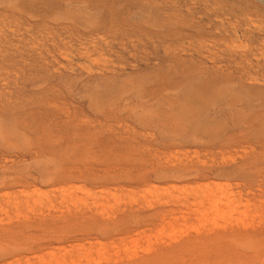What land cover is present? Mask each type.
<instances>
[{
    "label": "rangeland",
    "instance_id": "obj_1",
    "mask_svg": "<svg viewBox=\"0 0 264 264\" xmlns=\"http://www.w3.org/2000/svg\"><path fill=\"white\" fill-rule=\"evenodd\" d=\"M6 2H4V0H0V82L2 83H0L1 85V87H0V92H2V95H1V97H0V100L2 101L3 99V101L0 103V121L1 120H3V121H1L2 122V124L0 125V133H1V135H0V161H2V162H0V165H4V166H8V168L6 169L8 172L10 171V176L13 178V182L15 181V180H17V181H15L13 184H11V185H13V186H9V187H5V188H2V189H0V195L2 194V196H0V197H3V198H0V200H2V202H0V210L2 209V206H4L5 205V210H6V207H7V209L10 211L12 208H14V212H10V213H8L11 217L13 216V218H12V220L14 221V223H16V222H19V221H21L22 220V217H23V215L24 214H22L23 212L22 211H25V210H23L24 209V207L26 208V199H27V196L28 197H30L31 199H32V201H31V199L30 198H28L29 200V204H32V203H35V204H33V206L32 205H30V206H27L28 207V209L25 211L26 212V214L28 213V216L25 214V216L26 217H23V221L24 220H26V219H28V218H30V216H33V215H30V213L32 212V208L30 209V207H34V205H36L35 206V208H37V205H38V207L40 208V206H42V204H40V203H43V202H45V203H43V205L45 204V206L46 207H48L47 206V204L50 202V200H51V203L53 202V203H55L57 200H63L64 199V197H65V199L67 200V204H68V206L70 205V208H71V210L73 209H77V207H75V206H82V204L81 203H83L84 201H95L96 200V198L98 199L97 201H99L98 203H100V204H102L103 203V206L105 207V210L106 211H108V212H111L112 210H114V211H112V212H114V213H116V214H121L122 213V211L124 212H128V210L130 209L129 207L131 206L130 204H132L134 201L136 202L137 201V203H133L134 205H138L139 207H142V206H140L139 205V203L140 204H144V203H147V205H149V207H148V209H147V207H144V209L146 208V210H149L150 209V207L152 208L151 210H149V211H151V213L154 211L153 209H155V205H156V202L157 201H160L159 202V204H157L156 205V208L159 206V207H161L160 206V203L161 204H163V203H165L164 205L166 206L167 205V207H165V208H168V205H169V207H172V208H174V212L175 213H173V214H171V215H168V217H167V219L166 220H164V221H161V220H159V219H157V221H153V222H150V223H146V224H144L143 226H141V227H138V230H140V232L143 230V229H145V232L143 233V231L141 232V235L140 234H137L136 233V231L138 232V230H136L134 233L136 234H131L130 233V236H127V238H126V236L125 235H122V234H116V235H118V236H114L113 238H106L105 236H98V235H95V234H90L89 236H86V237H83V234H80L79 232H69L70 233V236H69V234L68 233H64L63 235H65V236H67L68 237V239H66L63 243L62 242H59V241H57L56 242V240L54 241V239L53 238H46V241H47V243H49V244H51V245H49V247H51L50 249H49V247H48V244L46 245V247H44L45 249H43V251H42V249H40V248H38V249H36L35 250V248H37V246H35V245H38L39 244V242H41L43 239H36L37 238V236H36V238L34 237V240H36V241H34L33 240V237H24L23 239L21 238V239H18V240H15V241H13V242H15V244L14 245H16V244H19V246H21V245H23L24 243H29V241L30 242H32V241H34L33 242V245H34V247H33V250H34V252L33 251H31L30 253H25L24 252V254L25 255H27L26 257H29V262L28 261H26L25 262V258H24V256H23V254L22 255H16V256H14V260H15V262H17V260H19L20 259V257H21V259L22 260H24V261H21V259H20V261L19 262H17V263H14V264H19V263H27V264H36V261H38L37 262V264H57L56 262L58 261V264H88V263H90V264H145L146 263V260H145V258H149V257H151L153 254H154V251H157V252H159L157 249H162V248H167V247H169V246H171L172 244L174 245H176L177 243H178V241L179 240H181V241H183V239L184 240H186L189 236L190 237H192V236H194L195 234H198V235H202V232H204L203 234H207V231H208V233H213V232H216L217 230H220V229H223V226H227V227H229L230 226V224H231V226H233V227H238V225L236 224L237 222H238V224H240V221L242 220L244 223H246L247 224V226L249 227L248 229H251L250 227H257L256 229H263V227H264V215H263V213H264V206H263V202L261 203V201L262 200H264V191H263V188H264V162L262 161L263 159H264V141L262 142V140H263V138H264V129H262V128H264V126H261L260 125V122L259 121H261V120H259L260 118H259V116H260V114H261V118H264L263 116H264V97L263 98H260L259 99V96H258V99L259 100H257V102L254 100L255 98H257V96L255 97V96H249V95H247V94H245V92L243 91V89H242V87L239 85V84H236V83H234V82H236V80H235V76H236V78H237V76L240 74V73H238V71H239V69H240V66H241V64L239 65L238 63H237V61L238 60H236V51H238V49L236 48V50H233L231 53L229 52V50L231 51V49H229L228 48V46H229V40H231V41H235L232 37H229L228 38V34H227V32H225V30H223V29H221L220 28V26L221 25H223L224 23V25L223 26H226V24H228L227 26L229 27L230 26V24H236L237 22H239V23H243V19L244 18H246L247 17V19H248V17H249V19L250 20H252V22L251 21H248V22H251L250 23V25L252 24L253 26H255L256 28L258 27V28H264V0H234V1H232V0H224L225 1V3H227V2H229V3H232V5H231V7L229 8L228 7V5H229V3H228V5L227 4H225L224 2H223V0H220V1H222L221 3H217L216 4V2L214 1V0H212V1H210V0H199V1H197V3H195L196 1L194 0H191V1H193L195 4H192V3H190L188 0L186 1H182V0H180V4H182L183 2H189V4L188 3H186V4H188V5H184V3L182 4V5H180V4H178V1L179 0H173L174 1V3H173V1H172V3H173V5H171L170 3H168V1L169 0H91V1H89V2H91V4H90V6H88L87 4H86V6H88V7H86V10H87V12H88V15L87 16H85V15H79V14H75L76 12H77V10L78 9H80V5L82 4V3H84L86 0H84V1H81V0H58V2H55L54 0H47V3L45 2L46 0H5ZM15 1H16V3H15ZM22 1V2H21ZM41 1H43V2H45V4H42V2ZM57 1V0H56ZM64 3H63V2ZM139 1L141 2L140 4H142V5H140L139 6ZM150 1V2H149ZM163 1V2H162ZM167 2V4H165L166 2ZM215 3H214V2ZM219 1V0H218ZM240 1V2H239ZM27 2H28V4H27ZM35 2V3H34ZM37 2H41L39 5H38V3ZM53 2H55V3H53ZM60 2V3H59ZM69 2L71 3H74V4H69ZM79 2H80V5H78L79 4ZM94 2V3H93ZM103 2V3H102ZM105 2H106V4H105ZM126 2V3H125ZM147 2H149V5L150 6H148L147 5ZM158 2V3H157ZM202 2H203V4H202ZM205 2V3H204ZM239 2V3H238ZM251 2H254V3H251ZM32 3H34V4H32ZM54 4V5H51V4ZM60 4V7H58V5ZM62 3V4H61ZM109 3H110V5H111V8L112 9H110V5H109ZM151 3V4H150ZM160 3H164V4H160ZM200 3V4H199ZM211 3V4H210ZM213 3V4H212ZM236 3V4H235ZM242 3V5H239V4H241ZM16 4V5H15ZM37 4V5H36ZM46 4H48V5H46ZM56 4V5H55ZM65 4H67L68 6H70V7H68L67 5H65ZM75 4H77V5H75ZM97 4V5H96ZM103 6V8H102V6ZM105 4V5H104ZM123 4V5H122ZM126 4V5H125ZM137 4V5H136ZM176 4L177 5H180L181 7L179 8V6H176ZM208 4V6H210L208 9H211V10H215V8H216V10L215 11H217L218 9V11L217 12H215L216 14L220 11V13H218L217 15H218V17H219V19H218V17H214V15H210L209 14V11H208V9L207 8H205V6ZM223 4V5H222ZM224 4L226 5L225 7H224ZM260 4L262 5L261 7H256V6H260ZM6 5H7V7H6ZM18 5V6H17ZM30 5V6H29ZM42 5V6H41ZM64 5V6H63ZM83 5V4H82ZM99 5V6H98ZM154 5V6H153ZM162 5H166V7L165 6H162ZM168 5V6H167ZM176 6V8H175V6ZM184 5V6H183ZM211 5H213L212 7H211ZM216 5V6H215ZM217 5H219V7L217 6ZM248 6V7H245V9H242V6ZM252 5H255L254 7L252 6ZM2 6H5V7H2ZM12 8H11V7ZM13 6H15L16 8H14ZM29 6V7H28ZM36 6H37V8H36ZM43 6H47V7H43ZM53 6H54V8H53ZM62 6V7H61ZM93 6V7H92ZM97 6H98V9L96 10V8H97ZM101 6V7H100ZM104 6L106 7V8H104ZM107 6H109V7H107ZM119 6V7H118ZM121 6V7H120ZM152 6V7H151ZM161 8H160V7ZM183 6V7H182ZM193 6V9H194V11L195 12H197V14L199 15H201V16H198L196 13H194L193 15L191 14V12L190 11H188V9H187V7H192ZM197 6V8H195ZM204 6V7H203ZM208 6H206V7H208ZM23 7V8H22ZM32 7V8H31ZM34 7V8H33ZM52 7V8H51ZM77 7V10L76 9H74V8H76ZM135 7H136V9H135ZM162 7H164V9H162ZM171 7H172V9H173V11H175V12H170L169 11V9H171ZM175 9H174V8ZM234 7V8H233ZM235 7L237 8V9H235ZM25 8H28V9H25ZM43 8H47V10H45V9H43ZM63 8H64V10H63ZM88 8V9H87ZM99 8H101L100 10H99ZM122 8V9H121ZM157 8V9H156ZM160 8V9H159ZM169 8V9H168ZM262 9V11L260 12V9ZM34 9V10H33ZM43 9V10H42ZM54 9V10H53ZM67 9V10H66ZM72 9V10H71ZM92 9V10H91ZM102 9L103 10H105V11H102ZM107 9H108V11H107ZM115 11H114V10ZM131 9V10H130ZM167 9H168V11H167ZM171 9V10H172ZM178 9V10H177ZM182 9V10H181ZM195 9H197L200 13H198V11L197 10H195ZM232 11H231V10ZM246 9H248V10H246ZM11 10V11H10ZM13 10V11H12ZM23 10V11H22ZM37 10V11H36ZM69 10V11H68ZM74 10H76V12L74 11ZM109 10L111 11V13L109 12ZM160 10H163V12L162 11H160ZM185 10H187V11H185ZM201 10H204L205 12H203V11H201ZM230 10V11H229ZM237 10V11H236ZM246 10V11H245ZM257 10H259V11H257ZM53 12V13H50V12ZM68 11V12H67ZM117 11V12H116ZM137 11H139V12H137ZM181 11V12H180ZM243 11H245V12H247V15L245 14V12H243ZM250 11V12H249ZM253 11V12H252ZM24 12V13H23ZM26 12H27V14H26ZM120 12V13H119ZM234 12V13H233ZM243 12V13H242ZM248 12H249V14H248ZM257 12H259L258 14H257ZM23 13V14H22ZM46 13H49L48 15L46 14ZM92 13V16L90 15ZM94 13V14H93ZM106 13H107V15H106ZM113 13V14H112ZM164 13H166V14H164ZM229 13V14H228ZM233 13V14H232ZM255 15H258V17L257 16H255ZM30 14H32V15H30ZM39 14V15H38ZM51 14V15H50ZM129 14V15H128ZM156 16H155V15ZM171 14H173V15H171ZM181 14V15H180ZM189 14V15H188ZM237 15V17H236V15ZM243 14V15H242ZM253 14V16H251V15ZM16 15V16H15ZM43 15V16H42ZM54 15V16H53ZM104 15V16H103ZM169 17V19H171L170 21H169V19H168V17ZM196 15L199 17V18H197L196 17ZM232 15V16H231ZM235 15V16H234ZM243 17V16H245V17H241V16ZM261 15V16H260ZM58 16V17H57ZM69 16V17H68ZM79 16H81V17H79ZM94 16V17H93ZM97 16V17H96ZM105 16H106V19H105ZM120 16V17H119ZM133 16V17H132ZM165 16L167 17V18H165ZM186 16H192L191 18L189 17H186ZM194 16L196 17V18H194ZM207 17V19H205L206 17ZM238 16H239V18H238ZM255 16V17H254ZM8 17V18H7ZM17 17V18H16ZM41 17H43V18H41ZM85 19H84V18ZM104 17V18H103ZM108 17V18H107ZM111 17V18H110ZM132 17V18H131ZM140 17V18H139ZM171 17V18H170ZM177 17H178V19H177ZM186 17V18H185ZM204 17V18H203ZM233 17V18H232ZM251 17L252 18H254V19H251ZM16 18V19H15ZM64 18V19H63ZM96 18V19H95ZM122 18V19H121ZM124 18V19H123ZM127 18V19H126ZM144 18V20L147 18L148 20H150L149 21V23L147 22V20H145V22H143V21H140L141 19H143ZM184 18V19H183ZM188 18V19H187ZM200 18H201V20L203 21V20H205V22L203 21L202 23L203 24H201L200 22H201V20H200ZM203 18V19H202ZM226 20V21H223L224 19ZM235 18H236V20H235ZM39 19V20H38ZM70 19H71V21H70ZM103 19V20H102ZM107 19H109V20H111V23H110V21L108 20L107 21ZM113 19V20H112ZM168 19V20H167ZM175 19H177L176 21H174ZM186 20V22H183V20ZM194 19V20H193ZM195 19L197 20L198 19V21H195ZM212 19V20H211ZM223 19V20H222ZM233 19V20H232ZM260 19V20H259ZM261 19H263V20H261ZM5 20V21H4ZM7 20V21H6ZM152 20V21H151ZM163 20V21H162ZM180 20V21H179ZM210 20H211V22L212 23H210ZM216 20H219V22L220 23H222L221 25L219 24V23H217V21ZM220 20H222V21H220ZM227 20H229L228 21V23H227ZM238 20V21H237ZM255 20V21H254ZM259 20V21H258ZM22 21H24V22H22ZM76 21V22H75ZM112 21H116L117 22V24L115 23V22H112ZM174 21V22H173ZM177 21H179L178 23H179V25H178V23H177ZM190 21H193V22H191L190 24H192V23H194L195 22V25L194 24H192L191 26H190V24H188V22ZM200 21V22H199ZM241 21V22H240ZM262 21V22H261ZM12 22V23H11ZM21 24H20V23ZM35 22V23H34ZM39 22V23H38ZM95 22V23H94ZM107 22H108V24L110 23V24H112V27L110 26V24L108 25L107 24ZM152 22V23H151ZM155 22V23H154ZM176 22V23H175ZM182 22H183V24H182ZM198 22V24H196ZM255 22H257V24L255 23ZM68 23V24H67ZM102 23V24H101ZM104 23V24H103ZM141 23V24H140ZM150 23L151 24H156L155 26L154 25H151L150 26ZM161 23V24H160ZM164 23V24H163ZM175 25H174V24ZM188 24V25H185L184 27H187V28H185V29H187V30H185V34H186V36H185V34L184 33H181V32H184V27H183V25L184 24ZM209 23L210 24H213V25H211V26H209ZM216 23V24H215ZM259 23V24H258ZM28 24V25H27ZM35 24V25H34ZM72 26H71V25ZM88 24V25H87ZM90 24H92V25H90ZM100 24V25H99ZM143 24V25H142ZM178 26H177V25ZM206 24V25H205ZM260 24H261V26H260ZM20 25V26H19ZM31 25V26H30ZM38 27H37V26ZM40 25V26H39ZM105 25V26H104ZM141 25V26H140ZM164 25V26H163ZM172 25H174V27L176 26L177 27V29H181V30H183V31H181L180 32V34H182L183 35V37L181 36V35H179V37H176V36H174V34H173V31L174 30H176V29H174V28H172ZM182 25V27H183V29H182V27L180 28V26ZM205 26L204 27V29L202 28V30H201V28H200V26ZM217 25H220V26H217ZM262 25H263V27H262ZM21 26H22V28H21ZM46 26V27H45ZM95 26V27H94ZM97 26V27H96ZM105 28H104V27ZM145 26H146V28H145ZM159 26L161 27V28H159ZM212 26H214L213 27V29H210V27L212 28ZM226 26V27H227ZM3 29H2V28ZM8 27V28H7ZM15 27V28H14ZM27 27V28H26ZM71 27V28H70ZM106 27L109 29H106ZM135 27V28H134ZM190 27H191V29H193V30H191L190 29ZM199 27V28H198ZM209 27V29L207 30V28ZM218 27V28H217ZM29 28H30V30H29ZM86 29V30H84V29ZM129 28V29H128ZM154 28L156 29V30H154ZM174 29L173 31H172V29ZM206 28V29H205ZM217 28V29H216ZM220 28V29H219ZM5 29V30H4ZM15 29V30H14ZM56 29V30H55ZM94 29V30H93ZM100 29H102V31L100 30ZM106 31H105V30ZM159 29V30H158ZM161 29V30H160ZM199 29L201 30L200 32H199ZM100 30V31H99ZM103 30H104V32H103ZM112 30V31H111ZM123 30V31H122ZM127 30H128V32H127ZM137 30H139V31H137ZM153 30V31H152ZM190 30L194 33V35H191V34H193L192 32H190ZM197 30V31H196ZM205 30V31H204ZM208 32H207V31ZM214 30V31H213ZM219 31V33H218V31ZM223 30V31H222ZM13 31V32H12ZM122 31V32H121ZM125 31V32H124ZM134 31V32H133ZM141 31V32H140ZM4 32V33H3ZM97 32V33H96ZM112 32V33H111ZM131 32V33H130ZM140 32V33H139ZM143 32V33H142ZM146 32V33H145ZM154 32V33H153ZM161 32V33H160ZM196 32H197V35H196ZM199 32V33H198ZM202 32V33H201ZM204 32H205V34H204ZM207 32V33H206ZM212 34H216L215 36H220L221 35V37H222V41L220 42L219 40L217 41V39H218V37H215L214 35L213 36H209V35H211V33ZM216 32V33H215ZM12 33H14V34H12ZM87 33V34H86ZM122 33V34H121ZM129 33V34H128ZM187 33H189L190 34V36L187 34ZM43 34V35H42ZM66 34H68V35H66ZM133 34V35H132ZM136 34V35H135ZM161 34V35H160ZM164 34V35H163ZM170 36H169V35ZM172 34V35H171ZM199 34H204V36H206V37H204L203 35L201 36V35H199ZM227 34V35H226ZM2 35H4V36H2ZM17 35V36H16ZM18 35H19V37H18ZM38 35V39L36 38V36ZM41 35V36H40ZM46 35V36H45ZM125 35V36H124ZM148 35V36H147ZM154 35H155V37H154ZM225 37H224V36ZM8 36V37H7ZM23 36V37H22ZM31 36V37H30ZM40 36V37H39ZM57 36V37H56ZM96 36V37H95ZM106 39V40H108V41H111V45L115 48H109V50H107L108 48H106L104 51H106V52H104V54H102L101 56H96V60L95 61H90V63H84L83 64V66H79V65H76L75 63H72L73 65H71V66H73V67H75V66H77V68H79V71H78V69H77V72L78 73H80V75L77 73V72H75L76 74H78V79L77 80H74V81H76V82H73V79H71L70 80V78L68 79V80H70V82H72V83H69V81L66 79V81H64L61 77H63L64 75H66L67 73H65L64 72V69H66V68H63L62 69V67L64 66V64H66V63H69L67 60V58H66V56H65V54H67V53H78V51L80 50L81 51V48L84 46V45H88L87 47H90V45H91V47H92V45L94 44V43H89L90 42V40H91V38L92 37H95L96 38V41H98L97 43H95V45L96 46H98L99 45V47H97V48H100V46H101V42H99L101 39H104L103 37ZM110 36V37H109ZM135 36V37H134ZM172 36H174V37H176V39L174 38V37H172ZM181 36V37H180ZM194 36V37H193ZM199 36V37H198ZM35 37V38H34ZM124 37V38H123ZM138 37H140L139 39H138ZM196 37V38H195ZM203 37V38H202ZM221 37H220V39H221ZM94 38V39H95ZM114 38V39H113ZM121 38H122V40H121ZM128 38V39H127ZM135 38V39H134ZM136 38H137V40H136ZM164 38V39H163ZM166 38H168V39H166ZM183 38V39H182ZM223 38H225V40L223 39ZM3 39V40H2ZM54 39V40H53ZM88 39H89V41H88ZM93 39V38H92ZM179 39H182V40H179ZM205 39V40H204ZM216 43L217 42V44H215L214 45V42L212 41V40ZM226 39H228V42H227V40ZM30 40V41H29ZM38 40V41H37ZM40 40V41H39ZM53 40V41H52ZM61 40L62 41H64V42H61ZM88 42H87V41ZM123 40L124 41H126V43H123ZM141 40H143V41H141ZM167 40V41H166ZM177 40V41H176ZM179 40V41H178ZM192 40V41H191ZM19 41V42H18ZM58 41V42H57ZM80 41V42H79ZM132 41V42H131ZM137 41V42H136ZM162 41V42H161ZM164 41V42H163ZM183 41V42H182ZM194 41V42H193ZM208 41V42H207ZM248 41V40H247ZM4 42H6V43H4ZM16 42V43H15ZM32 42H33V44H32ZM35 42V43H34ZM39 42V43H38ZM79 42V43H78ZM84 42H86V44H84ZM133 42H135V43H133ZM180 44H179V43ZM206 42V43H205ZM211 42L213 43V45L215 46V48L213 47V46H211ZM223 42H224V45H223ZM227 42V43H226ZM13 43V44H12ZM29 43V44H28ZM42 43V44H41ZM67 43V44H66ZM72 43V44H71ZM76 43H78V45L76 44ZM88 43V44H87ZM133 43V44H132ZM169 43V45H167ZM178 43V44H177ZM186 43V44H185ZM225 43H226V45H228L227 47H226V45H225ZM239 42H235V44H238ZM23 44H25V45H23ZM37 44V45H36ZM51 44H52V46H51ZM90 44V45H89ZM129 44V45H128ZM132 44V45H131ZM141 44V45H140ZM172 44V45H171ZM174 44V45H173ZM198 44V45H197ZM208 44H209V46H208ZM17 45V46H16ZM28 45H30V46H28ZM36 45V46H35ZM39 45V46H38ZM61 45V46H60ZM69 47H68V46ZM71 45V46H70ZM82 46V47H80V46ZM134 45V46H133ZM145 45V46H144ZM159 45V46H158ZM162 45V46H161ZM167 45V46H166ZM179 45V46H178ZM199 45H200V47H199ZM202 45H203V47H202ZM217 45V46H216ZM7 46V47H6ZM11 46V47H10ZM17 47V48H15V47ZM25 46V47H24ZM38 46V47H37ZM55 46V47H54ZM75 46V47H74ZM94 46V45H93ZM95 46V47H96ZM131 46L134 48H131ZM137 46V47H136ZM139 46V47H138ZM166 46V47H165ZM177 46L179 47V48H177ZM189 46V47H188ZM205 46V47H204ZM225 46V47H224ZM31 47V48H30ZM61 47H62V49H61ZM142 47V48H141ZM172 47V48H171ZM175 47V48H174ZM195 49H194V48ZM23 48V49H22ZM35 48H36V50H35ZM37 48H39V49H41V50H39V49H37ZM60 48V49H59ZM186 48V49H185ZM188 48V49H187ZM193 48V49H192ZM203 48V49H202ZM214 48V49H213ZM217 48V49H216ZM239 48V47H238ZM34 49V50H33ZM47 49V50H46ZM113 49V50H112ZM167 49V50H166ZM192 49V50H191ZM209 49V51H207ZM240 50H241V48H239ZM111 50H112V52L114 51V53H112L111 52ZM176 50V51H175ZM180 50V51H179ZM183 50V51H182ZM197 50V51H196ZM199 50V51H198ZM214 50V51H213ZM38 51H40L41 52V54H42V52H43V56H41V54L39 55L38 53H40V52H38ZM59 51V52H58ZM63 51V52H62ZM73 51V52H72ZM132 51H133V53H132ZM163 51V52H162ZM216 51H218V52H216ZM18 52V53H17ZM37 52V53H36ZM121 52V53H120ZM149 52V53H148ZM176 52V53H175ZM181 52V53H180ZM200 52H202V53H200ZM205 52V53H204ZM208 52V53H207ZM210 52V53H209ZM220 52V53H219ZM230 54V56L231 57H234V58H229L230 56H229V54ZM234 52V53H233ZM17 53V54H16ZM31 53V54H30ZM106 53V54H105ZM107 53L109 54V55H107ZM124 53H126V55L124 54ZM137 53H139L138 55H137ZM153 53V54H152ZM177 53H179L178 55H177ZM187 53H188V55H187ZM197 54V55H195V54ZM222 53V54H221ZM38 54V55H37ZM52 54V55H51ZM56 54V55H55ZM122 54V55H121ZM145 54V55H144ZM170 54V55H169ZM175 54H176V56H175ZM194 54V55H193ZM200 54H204V55H200ZM208 55V56H206V55ZM213 54V55H212ZM224 54V55H223ZM227 54V58L225 57V55ZM233 54V55H232ZM6 55V56H5ZM47 55V56H46ZM59 55V56H58ZM104 55V56H103ZM113 55V56H112ZM114 55H116V56H114ZM131 57H130V56ZM136 55V56H135ZM163 55H164V57H163ZM191 55H193V57H191ZM211 55V56H210ZM31 56V57H30ZM36 56V57H35ZM39 56V57H38ZM49 56V57H48ZM119 56V57H118ZM122 56V57H121ZM146 56H148V57H146ZM159 56H161V57H159ZM178 56V57H177ZM188 57V58H185V57ZM199 56H201V58L199 57ZM210 56V57H209ZM229 56V57H228ZM41 57H42V59H41ZM63 57V58H62ZM144 57L146 58V59H144ZM153 57H155V58H153ZM158 57V58H157ZM213 59H212V58ZM219 57V58H218ZM41 59V61H40V59ZM50 58H52L51 59V62L49 61V59ZM60 58V59H59ZM100 58V59H99ZM105 58H107V59H105ZM117 58V59H116ZM121 58V59H120ZM123 58V59H122ZM126 58V59H125ZM144 59V61H146L145 63H144V61H143V59ZM149 58V59H148ZM153 58V59H152ZM160 58V59H159ZM162 58V59H161ZM164 58V59H163ZM172 58V59H171ZM176 58V59H175ZM179 58V59H178ZM204 60H203V59ZM209 59L210 61H208V62H210L211 63V65H210V63H206V61H207V59ZM218 60H217V59ZM55 60V62H54V60ZM112 61H111V60ZM181 59V60H180ZM184 59H186V60H184ZM221 59H224V61H226V62H224V61H221ZM234 59V60H233ZM92 60H94V59H92ZM107 60V61H106ZM114 60V61H113ZM157 60H158V62H157ZM172 60V61H171ZM176 60H179L180 62L182 61L183 62V60H184V62H185V64H187L188 65V67L191 65L192 66V62L194 61V60H197L193 65L195 66L196 64V66H195V68L197 69L198 67V69L197 70H199V73H200V71H201V73H200V75H199V73H198V75H199V80L200 81H198V75H196L197 73L196 72H198V71H193V68H194V66H190L191 67V69H190V67L189 68H187L185 65H184V63H182V64H180V62L178 63V61H176ZM193 60V61H192ZM214 62H213V61ZM227 60H230L229 61V64H231V65H226L227 64ZM97 61V62H96ZM147 61H148V63H147ZM150 61H153L154 62V64H152V62H150ZM161 61V62H160ZM188 61H189V63H191L190 65L188 64ZM192 61V62H191ZM198 61H199V63H198ZM201 61H205V63L207 64V65H205L206 66V70H207V68L208 69H212V71L210 72V70H208L206 73L208 74V75H206V73H205V71H204V68H203V66H204V64H200L201 63ZM216 61V62H215ZM231 61H236V65H235V62L233 63H231ZM54 62V63H53ZM58 62V63H57ZM110 62V63H109ZM155 62L158 64L157 66L155 65ZM218 62V63H217ZM52 63V65H50ZM57 63V65H55ZM93 65H92V64ZM112 63V64H111ZM137 63V64H136ZM151 63V64H150ZM165 63V64H164ZM167 63V64H166ZM174 63V64H173ZM179 65H178V64ZM14 64V65H13ZM48 64V65H47ZM109 64V65H108ZM115 64V65H114ZM147 64H149L148 66H147ZM176 64V65H175ZM214 64V65H213ZM217 64H218V66H217ZM223 64H224V67H223ZM235 66H234V65ZM55 65V66H54ZM60 65H63V66H60ZM84 65H86V66H84ZM88 65H91V66H88ZM120 65V66H119ZM134 65H135V69H134ZM137 65H140L139 67L137 66ZM146 65V66H145ZM151 65H155L156 67H157V69H156V67L154 66H152V70H151ZM174 65V66H173ZM183 65L185 66V68L183 67ZM203 65V66H202ZM99 66V67H98ZM111 66V67H110ZM112 66H114V67H112ZM121 67V68H119V67ZM123 66V67H122ZM127 66V67H126ZM145 66V67H144ZM175 66H177V67H175ZM180 66V68H178ZM198 66V67H197ZM210 66V67H209ZM219 68V66H220V68L218 69L217 67ZM8 67V68H7ZM46 67H48V69L46 68ZM50 67V68H49ZM58 69H57V68ZM65 67V66H64ZM80 67H81V71H80ZM86 67H88V68H90V70H88V68H86ZM94 67V68H93ZM138 67V68H137ZM183 67V68H182ZM212 67V68H211ZM215 67V68H214ZM6 68H7V70H6ZM15 70H14V69ZM52 68H53V70L54 71H52ZM56 70H55V69ZM110 68V69H109ZM116 68V69H115ZM128 68V69H127ZM143 68H146V69H143ZM223 68H227V69H223ZM235 68H239L238 69V71H237V69H235ZM9 69V70H8ZM12 69V70H11ZM17 69V70H16ZM45 69V70H44ZM95 69V70H94ZM98 69V70H97ZM102 69V70H101ZM121 69H123V70H121ZM139 69V70H138ZM154 69V70H153ZM214 69V70H213ZM222 69V71H220ZM228 69L230 70V71H228ZM63 70V71H62ZM93 70V71H92ZM109 70V71H108ZM117 70H119V71H117ZM126 70H127V72L128 73H126ZM129 70L131 71L132 70V73L131 72H129ZM224 70H226V71H228V72H232V74H230V73H228V72H226L225 73V71ZM7 71V72H6ZM13 71V72H12ZM15 71V72H14ZM20 71V72H19ZM51 71V72H50ZM56 71H57V73H56ZM58 71L61 73V76H59L60 75V73H58ZM69 71V70H68ZM85 71H88L87 73L84 72ZM95 71H97V72H95ZM100 71H102L101 73H100ZM121 71V72H120ZM142 71H144V72H146V73H144V72H142ZM154 71V72H153ZM159 71V72H158ZM216 71V72H215ZM218 71V72H217ZM236 71H237V73H236ZM53 72V73H52ZM65 74H64V73ZM91 72V73H90ZM109 72V73H108ZM114 72V73H113ZM134 72V73H133ZM150 72H151V74H150ZM235 72V73H234ZM7 73V74H6ZM47 73V74H46ZM56 73V74H55ZM98 73V74H97ZM104 73V74H103ZM114 74L115 75V80H114V83L112 84V86H115V85H117L116 86V88L118 87V85H119V89H116V88H114L112 91H108V89L109 88H106V87H104V85H97V83L95 84V79L96 78H100L102 75H108V74ZM116 73V74H115ZM120 73H122V75L120 74ZM124 73V74H123ZM132 75H135V76H132ZM145 74L146 75V77H145V75H141L140 76V74ZM160 73V74H159ZM191 73V74H190ZM211 73V74H210ZM221 73V74H220ZM62 74H64L63 76H62ZM83 74H84V76H87L86 78L83 76ZM94 76H93V75ZM129 74V75H128ZM138 74V75H137ZM150 74V75H149ZM152 74H155L156 76H157V78H156V76L154 77V75H152ZM158 74V75H157ZM167 74V75H166ZM189 74V75H188ZM234 74V75H233ZM236 74H238V75H236ZM7 75L9 76V77H7ZM11 75V76H10ZM21 75V76H20ZM55 75H57V76H55ZM70 75V74H69ZM71 75H74V74H71ZM89 75V76H88ZM92 75V76H91ZM95 75H97V76H95ZM126 75V76H125ZM131 75V76H130ZM204 75V76H203ZM217 76V77H219L218 79L220 80L221 78H225V75H228L227 77L228 78H230V82H228V84L230 83V85H231V87H232V89H233V87H234V89H233V94H231L230 92H227L226 93V91H224V92H222L224 89H222L221 90V87H220V90L217 88V90H213V87H215L213 84H205L206 82H208V83H211V82H213V81H209V79H213V76ZM221 75L223 76V77H221ZM234 77V79H233V77ZM91 76V77H90ZM100 76V77H99ZM124 78H123V77ZM127 76H130V77H128L127 78ZM152 78V81L151 80H149V78L150 77ZM161 76V77H160ZM201 76H203V78H201ZM207 76H209V77H207ZM210 76L212 77V78H210ZM11 77V78H10ZM15 77V78H14ZM20 77V78H19ZM42 77V78H41ZM80 77L82 78V79H80ZM94 79H93V78ZM135 77H138L137 78V81H136V78ZM142 77L143 78H145V80H146V82H145V80L144 79H142ZM204 77H207V80H206V82L204 83V82H202L203 80L205 81V78ZM221 77V78H220ZM13 78V79H12ZM52 78V79H51ZM55 78H56V80H55ZM59 78H61L60 80H58ZM148 79V82H149V84H147V79ZM194 78V79H193ZM209 78V79H208ZM6 79V80H5ZM39 79V80H38ZM183 79V80H182ZM3 80V81H2ZM9 80V81H8ZM34 80V81H33ZM85 80V82H87V80L89 81H92L93 80V82L94 83H92V84H90L89 82H87V83H82V81H84ZM129 80V81H128ZM144 80V81H143ZM187 80V81H186ZM195 80V81H194ZM202 80V81H201ZM32 81V82H31ZM49 81V82H48ZM51 81V82H50ZM61 81V82H60ZM131 82V83H133V84H130V86L129 85H127V82ZM180 81V82H179ZM184 81H186V82H184ZM190 81V82H189ZM197 81H198V83L199 84H201V86L200 85H198V83H197ZM234 81V82H233ZM6 82V83H5ZM8 82V83H7ZM61 83L60 85H58V83ZM65 82H67L66 84H65ZM124 82V83H123ZM139 82V83H138ZM142 84H141V83ZM167 82V83H166ZM196 82V83H195ZM201 82V83H200ZM219 82V81H218ZM19 83H20V85H19ZM126 83V84H125ZM138 85H137V84ZM151 83V84H150ZM202 83H204L205 85H203ZM227 83V82H226ZM12 84H14V85H12ZM17 84V85H16ZM22 84V85H21ZM44 84V85H43ZM69 84V85H68ZM73 84V85H72ZM78 84V85H77ZM81 84L83 85L82 87H81ZM85 84H87V85H85ZM90 84V85H89ZM189 84H190V86H191V88H190V86H189ZM4 85V86H3ZM75 85V86H74ZM80 85V86H79ZM127 85V86H126ZM135 85H137L136 87L137 88H135L134 86ZM143 85V86H142ZM151 85V86H150ZM153 85H155V86H153ZM166 85H167V87H166ZM176 85V86H175ZM197 86V89L198 90H200V88H201V90L200 91H198V90H195L196 89V86ZM204 87H203V86ZM65 86V87H64ZM66 86L67 87H69V89H71L70 91H69V89L67 90V88H66ZM78 86V87H77ZM87 86H88V88H87ZM91 88H90V87ZM180 86H181V88L183 87H185L184 88V91H185V89H186V87H187V90H189L190 91V89H191V93H192V91L194 92V93H200L201 94V92L203 91V90H205L207 93H205V91H203V93L200 95L201 97V100H200V98H199V102H200V105H201V102L203 103V104H205V100H207L208 102L205 104V106L206 107H204L205 109L206 108H208V109H210V110H208V109H206L207 110V114L206 113H204V112H201V110H199V112H201V113H197L196 115H194V117L193 118H195V120H197L198 119V116H199V118H201V119H199L198 121H201V122H203L204 124H203V126H205V127H208V128H204L203 129V127H202V125H201V123H200V125L201 126H198V125H195L196 127H197V130L195 129L194 131H195V133H197V134H195V135H193L194 134V132L192 133L191 131H193V130H191V128H196L195 126H193V124L192 123H189L188 121H186L185 122V124L183 123V122H181L180 120H177L178 122H176V121H171V120H169V118L167 119L166 117L165 118H163L164 117V113H165V115H166V111H169V108L171 107V104H172V107H174L177 103L179 104H181L182 102V100H183V97H184V100H183V102L185 103V105H187L190 101H189V99H190V95H191V93H189V92H184V91H181V93H179L180 92ZM194 86V87H193ZM261 86V87H260ZM10 87H11V89H10ZM61 87V88H60ZM63 87V88H62ZM77 87V89H75ZM86 87V89L88 90L89 88L90 89H92V90H88V91H84L85 88ZM94 87V88H93ZM104 87V88H103ZM150 87V88H149ZM156 87V88H155ZM170 87V88H169ZM179 87V91H178V93H177V88ZM200 87V88H199ZM206 87V88H205ZM227 87V86H226ZM257 87V86H256ZM259 89H262V87H263V89H264V85L263 84H261V85H259ZM4 88V89H3ZM12 88H15V89H12ZM80 88H82V89H80ZM98 88V89H97ZM101 88V89H100ZM105 89V90H103V89ZM140 88H142V89H140ZM161 90H160V89ZM167 88V89H166ZM202 88H203V90H202ZM235 88H237L236 90H235ZM7 89V90H6ZM73 89H75V90H73ZM80 89V90H79ZM94 89L96 90V91H94ZM145 91H144V90ZM155 89V90H154ZM175 89V93L177 94V98H178V100H176V101H174V103H173V101H172V103H170V104H168L169 103V101L168 102H166L167 100L165 99V101H164V97H165V93L167 94L166 95V97L169 99V96H168V94L170 95V98L171 99H173L172 97H174L175 98V96H172V94L173 95H175L174 94V91L173 90ZM11 90H12V92H11ZM100 90H102V91H100ZM170 90V91H169ZM219 90V91H218ZM104 91V92H103ZM108 91V92H107ZM162 91V92H161ZM167 91V92H166ZM209 91H211L212 93H209ZM218 91V92H217ZM92 92V93H91ZM103 94H102V93ZM171 92V93H170ZM222 92V93H221ZM239 92V93H238ZM73 93H75V95L73 94ZM89 93V94H88ZM110 93H111V95H110ZM153 93V94H152ZM164 93V94H163ZM187 93V94H186ZM194 93H192V94H194ZM214 93V94H213ZM223 93H225V94H223ZM228 93H230V94H228ZM242 93H244L243 95H241ZM18 94H20V95H18ZM107 94V95H106ZM158 94V95H157ZM164 95V96H161V95ZM182 94V95H181ZM209 94H211V96H212V100H210L211 99V97H209L210 95ZM235 94V95H234ZM238 94V95H237ZM239 94H240V96H239ZM5 96V98H4V96ZM90 95V96H89ZM109 95V96H108ZM114 95V96H113ZM149 95V96H148ZM154 95H155V97H156V99L157 100H159L160 99V102L159 101H156V99H155V97H154ZM213 95H214V97H213ZM223 95V96H222ZM227 95V96H226ZM2 96H3V98H2ZM96 98H95V97ZM98 96H103V97H101L102 99H103V101H102V107H106L108 104H113L114 105V108H113V114H112V112L110 111V110H108V107H106L104 110L101 108V106L99 105V101L98 100H100V98L98 97ZM105 96H107L108 97V99H107V101L110 99V102L108 101V103H106L105 104V102H107L106 100H105ZM113 96V97H112ZM180 96H182V97H180ZM185 96H187V97H185ZM207 96V97H206ZM231 96V97H230ZM67 97V98H66ZM93 97V98H92ZM165 97V98H166ZM209 97V98H208ZM230 97V98H229ZM234 97H236V98H234ZM239 97V98H238ZM255 97V98H254ZM261 97V96H260ZM12 98V99H11ZM20 98V99H19ZM66 98V99H65ZM95 98V99H94ZM98 98V99H97ZM112 98V99H111ZM149 100H148V99ZM159 98V99H158ZM176 98V99H177ZM225 100H224V99ZM246 98V99H245ZM252 98H254L253 100H252V102H251V100L250 99H252ZM16 99V100H15ZM88 99H90V100H88ZM97 99V100H96ZM136 99V100H135ZM153 99H155V101H153L152 102V100ZM182 99V100H181ZM234 102L235 101V103L238 101V104H244L245 106H246V102H248L249 103V107L252 109V111H251V113H247L248 111L246 110L247 108L246 107H244V113L245 114H248V115H242L241 114V117H243L242 119H241V122H240V119H239V123H238V119H237V117H238V111L237 110H235V108H236V105L235 106H233V105H231L232 103V101ZM238 99H241V100H238ZM244 99V100H243ZM249 99V100H248ZM95 101L96 103H97V101H98V103H97V106H100V109L98 108V111H97V109L94 107V102H92V101ZM115 100V101H114ZM122 100V101H121ZM180 100V101H179ZM186 100V101H185ZM187 100L189 101V102H187ZM214 100V101H213ZM263 100V102H261ZM90 101V102H89ZM100 101V102H101ZM114 101V102H113ZM129 101V102H128ZM179 101V102H178ZM213 101V102H212ZM9 102V103H8ZM15 102H16V104H15ZM21 102V103H20ZM64 102V103H63ZM116 102V103H115ZM151 103V104H158V107H159V105H162L163 106V104H164V110H163V108L160 106V109H158V107L154 104V106L153 105H150L149 103ZM187 102V103H186ZM261 102V103H260ZM95 103V104H96ZM115 103V104H114ZM122 103V104H121ZM124 103H126L125 104V106H124V108H122L123 107V104ZM147 104V106H146V108H144L145 106V104ZM184 103H183V106H185L184 105ZM216 103V104H215ZM252 105H251V104ZM253 103H254V105H253ZM255 103H257V105H255ZM260 103V104H259ZM12 104V105H11ZM92 104V105H91ZM101 104V103H100ZM134 104V105H133ZM143 104V105H142ZM174 104V105H173ZM209 106H208V105ZM212 105V107H211V105ZM3 105H4V107H3ZM105 105V106H104ZM118 105H120L119 106V108H116ZM136 105V106H135ZM165 105H169V107H167V110H166V107H165ZM218 105H219V109L217 108L218 107ZM259 105V106H258ZM96 106V105H95ZM116 106V107H115ZM142 106V107H141ZM180 106V107H179ZM190 106V105H189ZM253 106V107H252ZM24 107V108H23ZM94 107V108H93ZM147 107H149V109L147 108ZM150 107H151V109H150ZM176 107H179L180 108V110H182L183 108H182V106L181 105H176ZM185 107H188V106H185ZM223 107H229V108H223ZM233 107H234V109H233ZM92 108V109H91ZM126 108V109H125ZM138 108V109H137ZM154 108V109H153ZM157 108V109H156ZM175 108V107H174ZM213 109V111H212V109ZM217 109V110H215V109ZM263 108V109H262ZM45 109V110H44ZM63 109V110H62ZM96 111H95V110ZM117 109H120V111L119 112H117ZM146 109V110H145ZM227 109H229V110H227ZM259 109H261V110H259ZM46 110H47V112H46ZM115 110H116V112H115ZM129 110V111H128ZM149 110H151V111H149ZM154 110H155V112H154ZM162 111L163 112V114L162 113H158L157 111ZM203 110V109H202ZM220 110V111H219ZM43 111V112H42ZM45 111V112H44ZM94 111V112H93ZM100 111V112H99ZM215 111V112H214ZM219 111V112H218ZM230 111H233L232 113H234V114H232ZM237 112L236 113V116H235V112ZM17 112V113H16ZM107 112H109V114H107L106 115V113ZM130 112V113H129ZM198 112V111H197ZM206 112V111H205ZM213 112V116H212V113ZM222 112V113H221ZM224 112V113H223ZM259 112V113H258ZM22 113V114H21ZM206 115V116H211V117H209V120H208V117H205L204 118V114ZM79 114V115H78ZM112 114V115H111ZM116 114V115H115ZM146 114H147V116L148 117H146ZM154 114V115H153ZM156 114L158 115V116H156ZM210 114V115H209ZM220 115V114H222V117H220V118H223V119H225L224 117L228 114V119L226 118L223 122L226 124L227 122H231V123H228V129H227V124L225 125H223V123L221 122L222 120H220L218 117L216 118V117H214V115ZM224 114H226V115H224ZM257 114V115H256ZM9 115V116H8ZM151 115V116H150ZM162 116V117H159V116ZM202 115V116H201ZM224 115V116H223ZM233 117V120L235 121V119L237 120V122L235 121H233V120H230V119H232V118H230L231 116ZM3 116V117H2ZM115 116V117H114ZM120 116V117H119ZM154 116V117H153ZM248 116V117H247ZM249 116H251V117H249ZM254 116V117H253ZM257 116H258V119H257ZM67 117V118H66ZM157 117H159L158 119H157ZM203 117V118H202ZM212 117H214L215 119H219L220 120V122L218 123V124H220V126L221 125H223L224 127L226 126V130H227V132H225V129L222 127V128H220L219 129V127H218V129L215 127V125H213L214 123V121H210V120H212ZM13 118V119H12ZM53 118V119H52ZM155 120H154V119ZM162 118H163V120L164 121H162V122H164L166 125H164V123H162V122H160L161 120H162ZM211 118V119H210ZM213 118V119H214ZM230 118V119H229ZM246 118V119H245ZM248 118V119H247ZM254 118H256V120H254ZM89 121H88V120ZM91 119V120H90ZM114 119V120H113ZM121 119V120H120ZM123 119V120H122ZM145 119V120H144ZM203 119V120H202ZM204 119H205V122H206V124H205V122H204ZM244 119H245V121H246V123L244 122ZM253 119V122H251L250 120H252ZM6 120V121H5ZM9 120L11 121V122H9ZM86 120H87V122H86ZM120 120V121H119ZM139 120V121H138ZM144 120V121H143ZM165 120H167V121H165ZM227 120V121H226ZM228 120H230V121H228ZM247 120H248V123H247ZM113 121V122H112ZM136 121V122H135ZM137 121L138 122H140V124H138L137 123ZM144 122V124H142L143 122ZM154 121V122H153ZM169 121H171V123L172 122H174V123H169ZM209 121H210V125L209 126H207L208 124H209ZM234 123H233V122ZM17 122V123H16ZM126 122V123H125ZM213 124H212V123ZM244 122V123H243ZM251 122V124H249ZM256 122H258V124L256 123ZM4 123H5V125H4ZM110 123V124H109ZM118 123V124H117ZM124 123V124H123ZM151 123V124H150ZM155 123V124H154ZM177 123V124H176ZM222 123V124H221ZM242 123L243 124H247L246 125V127H245V125H242ZM263 123V122H262ZM57 124V125H56ZM92 124V125H91ZM98 124V125H97ZM105 124V125H104ZM160 124H161V126H160ZM169 124H171V125H169ZM180 124H182L183 125V128L185 129H183L182 128V125H180ZM190 124H191V126H190ZM229 124H232V127H230V125ZM235 124H238V125H235ZM241 124V126L239 127V125ZM253 124V125H252ZM16 125V126H15ZM19 125V126H18ZM89 125H91V126H89ZM114 125V126H113ZM126 125H127V127H126ZM141 125H144V126H141ZM151 125H152V127H151ZM172 125H174V126H172ZM188 125H189V127H191L190 129H188L189 127H188ZM213 125V126H212ZM235 125V126H234ZM264 125V124H263ZM2 126V127H1ZM8 126H10V128L8 129V130H6L5 128L7 127L8 128ZM51 126H53V127H51ZM108 126V127H107ZM110 126V127H109ZM124 126H125V128H124ZM129 126V127H128ZM131 126L133 127V128H131ZM157 126V127H156ZM159 126V127H158ZM163 126V127H162ZM168 126V127H167ZM170 126H172V127H170ZM179 126V127H178ZM187 126V127H186ZM193 126V127H192ZM233 126H234V129H233ZM245 128V130H246V133L248 132L249 134H246L245 133V130H244V128ZM256 126H258V127H256ZM261 126V127H260ZM3 127H5V128H3ZM12 127V128H11ZM78 127V128H77ZM120 127V128H119ZM134 127H135V130L136 129H138V130H136V132H138V134L136 133V132H134L135 130H134ZM176 127V128H175ZM202 127V128H201ZM240 128V130H239V128ZM251 127H252V130H251ZM255 127L257 128V133L255 134V132H253V130H255ZM2 128H3V130H2ZM49 128V129H48ZM86 128V129H85ZM159 128V129H158ZM173 128V129H172ZM180 128H181V132H180ZM212 128H215L216 130H219L218 131V133H216L215 131H213V132H215V134L212 132V134H209L210 133V131L209 130H207V129H210L211 131L212 130H214V129H212ZM237 128H238V130H237ZM249 128V129H248ZM260 128V129H259ZM29 129V130H28ZM54 129V130H53ZM97 129V130H96ZM100 129V130H99ZM113 129V130H112ZM126 129V130H125ZM131 131H130V130ZM169 129V130H168ZM179 129V130H178ZM184 130V133H183V130ZM221 129H224V131H222ZM241 129H242V132H244V133H242V132H240L241 131ZM263 131H262V130ZM2 130V131H1ZM5 130V131H4ZM19 130V131H18ZM87 130V131H86ZM104 130V131H103ZM132 130H134V131H132ZM141 130V131H140ZM171 130V131H170ZM177 132H175V131ZM186 130H187V132H186ZM237 130V131H236ZM249 130V131H248ZM14 131V132H13ZM28 131V132H27ZM110 131V132H109ZM112 131V132H111ZM117 131V133H115V132ZM118 131H121V132H118ZM148 131V132H147ZM165 131V132H164ZM188 131H190V134L189 135H187V133H188ZM198 131V132H197ZM205 131H207V132H209L208 134H207V132H205ZM252 131V132H251ZM263 132V134H261L262 132ZM34 132V133H33ZM45 132V133H44ZM103 132V133H102ZM108 132V133H107ZM113 132H114V134H113ZM124 132V133H123ZM125 132H126V134H125ZM127 132H130L129 134L127 133ZM139 132H140V135H139ZM186 132V133H185ZM206 133V134H203L202 135V133ZM220 132V133H219ZM221 132H223V134L221 133ZM230 132V133H229ZM233 132V133H232ZM11 133V134H10ZM16 133V134H15ZM21 133H23V134H21ZM53 133V134H52ZM55 133V134H54ZM112 134L111 135V137H110V135L109 134ZM132 133H133V135L135 136H133L132 135ZM151 133V134H150ZM172 133V134H171ZM174 133H176V135L174 134ZM180 133H182L183 135H181ZM201 133V134H200ZM239 133H241V134H243L242 136L241 135H239ZM252 133H254L253 135H252ZM260 133V134H259ZM105 134V135H104ZM131 134V135H130ZM137 134V135H136ZM154 134V135H153ZM217 134V136H214V135H216ZM258 134V135H257ZM11 135V136H10ZM18 135V136H17ZM25 135V136H24ZM48 135V136H47ZM59 135V136H58ZM85 135V136H84ZM104 135V136H103ZM108 135H109V137H108ZM117 135V136H116ZM138 135H139V137H138ZM151 135H153V136H151ZM191 135V136H190ZM193 135V136H192ZM198 135H200V136H198ZM226 135V136H225ZM227 135H228V137H227ZM234 135L236 136V138L234 137ZM238 135V136H237ZM245 135V136H244ZM255 135H257V136H255ZM261 135V136H260ZM27 136V137H26ZM29 136H30V138H29ZM66 136V137H65ZM128 136V137H127ZM150 138H149V137ZM184 136V137H183ZM188 136H190V138L188 137ZM209 136V137H208ZM213 136L214 137H216L215 139L213 138ZM220 136H224L223 138L222 137H220ZM234 137V138H232V139H230L231 137ZM240 136H241V138H240ZM245 138H244V137ZM22 137H24V138H22ZM53 137V138H52ZM66 138L65 140H64V142H63V138ZM102 137H105V139L103 138L102 139ZM116 137V138H115ZM123 137H125V138H123ZM134 137V138H133ZM140 140H138L137 138ZM147 137V138H146ZM158 138L157 140L156 139H154V138ZM218 137H220V138H222V139H218ZM229 138L228 140L227 139H224V138ZM251 137H253L252 139H250ZM19 138V139H18ZM36 138V139H35ZM62 138V139H61ZM76 138H78V139H76ZM121 138V139H120ZM130 138H132V139H130ZM144 138V139H143ZM187 138V139H186ZM189 138V139H188ZM203 138V139H202ZM207 139V138H211V140H209V139H207V140H209V142H211V143H209L207 140H205V139ZM213 138V139H212ZM256 138V139H255ZM45 139V140H44ZM48 139V140H47ZM96 139V140H95ZM103 141H102V140ZM113 139V140H112ZM117 139L119 140L118 142H117ZM134 139H136V140H134ZM146 139V140H145ZM149 139V142L147 141ZM176 139V140H175ZM185 139V140H184ZM220 141V140H222V141H224L223 143H228V144H223L222 143V141L221 142H219L218 140ZM224 139V140H223ZM237 139V140H236ZM239 139V140H238ZM248 139H250L249 141H248ZM22 140V141H21ZM56 140H58V141H56ZM108 140H110V141H108ZM115 140V141H114ZM143 140H145L144 142H143ZM155 140V141H154ZM202 140V141H201ZM213 140V141H212ZM215 140V141H214ZM251 140H253V141H251ZM257 140H260V141H258V142H256ZM12 141V142H11ZM54 141V142H53ZM76 141V142H75ZM113 141V142H112ZM136 141V145L134 144V142ZM145 143L146 144V142H147V144L151 147V148H153V149H151L152 150V153H151V150H150V147L147 145V146H144V145H142L143 143ZM200 143H199V142ZM232 141V142H231ZM236 141H238V142H235ZM241 141V142H240ZM124 142V143H123ZM141 144H140V143ZM179 142V143H178ZM203 142V143H202ZM206 142V143H205ZM208 142V143H207ZM212 142H213V144H214V142H216V144H212ZM218 142H219V145H221V144H223L222 146H219L218 145ZM13 145H12V144ZM138 143H139V146H138ZM180 143H182V144H180ZM202 143V144H201ZM234 143V144H233ZM60 144H61V146H60ZM188 144V145H187ZM196 144V145H195ZM198 144V145H197ZM201 144V145H200ZM204 144H205V146H204ZM207 144H209V145H207ZM211 144H212V146H213V148L212 147H210L211 146ZM241 144V145H240ZM30 145V146H29ZM33 145V146H32ZM37 145V146H36ZM98 145V146H97ZM161 145V146H160ZM164 145H166V146H164ZM167 145H169V146H167ZM172 145V146H171ZM175 145L177 146V147H175ZM184 145V146H183ZM187 145V146H186ZM227 145V146H226ZM247 145V146H246ZM14 146V147H13ZM56 148H55V147ZM73 146V147H72ZM104 146V147H103ZM120 146V147H119ZM142 146V147H141ZM186 146V147H185ZM58 147V148H57ZM146 147H149V148H146ZM156 147V148H155ZM182 147V148H181ZM203 147V148H202ZM207 147V148H206ZM223 147V148H222ZM232 147V148H231ZM52 148V149H51ZM66 148V149H65ZM75 148V149H74ZM90 148H91V150H90ZM132 148H135L136 150H134L133 149V151H132ZM145 149L144 150V152H143V149ZM155 148V149H154ZM162 148V149H161ZM167 148V149H166ZM171 150H170V149ZM194 148H195V150H194ZM199 148V149H198ZM258 148V149H257ZM260 148V149H259ZM50 149V150H49ZM62 149V150H61ZM78 149V150H77ZM148 149V151H146ZM185 149H186V151H185ZM204 149V150H203ZM213 149V150H212ZM216 149V150H215ZM219 149V150H218ZM38 150V151H37ZM40 150V151H39ZM43 150V152H41ZM52 150V151H51ZM69 150V152L70 153H68L67 151ZM94 150V151H93ZM115 150V151H114ZM177 150V151H176ZM188 150V151H187ZM211 150V151H210ZM249 150H250V152H249ZM252 150V151H251ZM258 150V151H257ZM60 151V154L58 153ZM62 151V152H61ZM68 153L67 155H66V152ZM140 152V154H142L143 156L141 157L140 156V154L138 153V155H139V157H140V159H138L139 157H137V154L135 153V152ZM181 151V152H180ZM208 151V152H207ZM214 151V152H213ZM38 152V153H37ZM39 152H41L42 154H40ZM50 152H52L51 153V155L49 154ZM56 152V153H55ZM65 152V154H63ZM115 152V153H114ZM146 152H148L147 154H146ZM154 152H156L157 153V155H155V153ZM178 152H180V154L178 153ZM185 154H184V153ZM189 152V153H188ZM197 152V154L195 155V153ZM216 152V153H215ZM221 154V156L219 155V153ZM222 152H223V154H222ZM32 153V154H31ZM133 153H135V154H133ZM144 153V154H143ZM176 153V154H175ZM188 153V154H187ZM191 153V154H190ZM206 153H209V154H206ZM210 153H212V154H210ZM34 154V155H33ZM52 154H54V155H52ZM133 154V155H132ZM169 154V155H168ZM182 154V155H181ZM190 154V155H189ZM193 154H194V156H193ZM215 154V155H214ZM241 154V155H240ZM261 154V155H260ZM32 155H33V157H32ZM36 155V156H35ZM109 155V156H108ZM118 155V156H117ZM177 155V156H176ZM192 155V156H191ZM198 155V156H197ZM259 156V158H258V156ZM60 156H66L65 158L64 157H60ZM84 156V157H83ZM87 156V157H86ZM121 156V157H120ZM135 156V157H134ZM146 156V157H145ZM158 156V157H157ZM161 156V157H160ZM201 156H202V158H201ZM212 157V159H211V157ZM216 156V157H215ZM251 158H253V157H257V158H253V159H251ZM35 157H36V159H35ZM42 157V158H41ZM79 158V160H78V158ZM187 157V158H186ZM194 157V158H193ZM198 157V158H197ZM214 157V158H213ZM219 157V158H218ZM261 157V158H260ZM11 159V161H13V162H11L10 161V159ZM16 158V159H15ZM63 160H62V159ZM75 158V159H74ZM84 158V159H83ZM115 158V159H114ZM118 158V159H117ZM142 158V159H141ZM160 158V159H159ZM183 158V159H182ZM190 158V159H189ZM230 158H231V161H230ZM263 158V159H262ZM6 159H8V160H6ZM13 159V160H12ZM98 159V160H97ZM128 159V160H127ZM136 159V160H135ZM155 159V160H154ZM160 161H159V160ZM163 159V160H162ZM167 159L168 160H171V162H169V161H167ZM174 159V160H173ZM193 159H195V161L196 160H202L200 163L202 164V165H200L198 162H196V163H198L197 165H198V167H200L199 169H200V171L201 172H203V170H204V172L203 173H200V172H198V169L196 170V172H198V173H195L194 171H193V173L195 174L194 175V177H193V174L192 173H190V174H188V175H186L185 177H189V178H185V177H182V178H165V179H157V178H155V176H154V172L152 171V169L154 170L155 168H152L153 166H154V164L153 163H155L156 161H157V163L155 164V166H156V168L158 167V165H160L159 163L160 162H162L164 165H166V166H168L169 164V166L170 167H174V166H179L178 165V163H181L180 165H182V164H184V162L186 163V162H188L189 160H193ZM242 159H243V161L244 162H246L244 165H243V161H242ZM245 159V160H244ZM260 159V160H259ZM17 160V161H16ZM26 160V161H25ZM58 160H59V162H58ZM61 160V161H60ZM105 160V161H104ZM109 160V161H108ZM126 160V161H125ZM139 160H141V161H139ZM178 160V161H177ZM220 160H221V162H220ZM253 160H256L257 162H258V160H259V164L257 165V164H255L254 163V161ZM3 161H7L6 163L5 162H3ZM104 161V162H103ZM152 161H154V162H152ZM164 161V162H163ZM166 161H167V163H169L168 165H167V163H166ZM181 161V162H180ZM252 161V162H251ZM61 162V163H60ZM93 162V163H92ZM95 162V163H94ZM101 162H102V164H101ZM106 162V163H105ZM183 162V163H182ZM202 162H205V163H202ZM208 164H207V163ZM237 162H240V163H237ZM261 162H263V163H261ZM19 164V165H15V164ZM23 165H22V164ZM59 163V164H58ZM92 163V164H91ZM100 163V164H99ZM104 163V164H103ZM127 163V164H126ZM172 163H174V164H172ZM196 163H194L193 162V164H196ZM227 163V164H226ZM229 163V164H228ZM235 163L237 164V165H241L240 166V168H239V166H238V168H235V172H237V173H234L235 174V176L233 177V176H231V175H228V174H230V173H227V172H232V168H234L235 167ZM250 163H252V164H250ZM261 163V164H260ZM10 164V165H9ZM57 164V165H56ZM84 164V165H83ZM138 164V165H137ZM142 166H141V165ZM204 164H206L208 167L206 168V166L204 165ZM221 164V165H220ZM224 164V166H228L227 168L226 167H224V166H222ZM232 164V165H231ZM233 164H234V166H233ZM253 164H255V166L253 165ZM13 165V166H12ZM21 165V166H20ZM54 165H56L57 166V168L59 169H62V170H58L57 168H55L56 166H54ZM72 166V168L73 169H71V166ZM89 165V166H88ZM115 165V167L117 166H120V168H118L117 169V167H116V170H115V167H113ZM123 165H124V167H123ZM131 165H133V169H132V171H134L133 173H134V175L132 176V174H131V176H130V174L128 173L127 174V172H130L129 171V167L128 166H130L131 167ZM173 165V166H172ZM197 165H196V167H197ZM254 167V168H252V166ZM9 166H11L12 167V170H17L18 168L20 169V171H12L11 169L9 170V168H11V167H9ZM16 166L18 167L17 169H16ZM20 166V167H19ZM23 166V169H25V170H23V171H21L22 170V167ZM46 166V168H44ZM99 166V167H98ZM121 166H122V169H121ZM129 168H127V167ZM137 166H140V167H137ZM213 166H215L214 168H213ZM243 166V167H242ZM245 166V167H244ZM248 166H250L251 168V170L250 171H247V172H245V168L247 169V167ZM26 167H28V168H26ZM49 167H51L50 168V170H49ZM64 167H66V169L64 168ZM78 167V168H77ZM91 167V168H90ZM97 167H98V169H97ZM104 167V168H103ZM112 167V168H111ZM127 169H126V168ZM137 167L138 169H135V168ZM203 167V168H202ZM211 167H212V169H211ZM30 168V169H29ZM44 168V169H43ZM85 168H87V170H84ZM89 168H90V170H89ZM96 168V169H95ZM109 168H111V169H109ZM152 168V169H151ZM208 168H210L209 169V171H208ZM217 168H221V171H223V172H226L227 174H223V176H226V177H223V176H221L222 178H218V177H220V175H216L217 173H216V170H217ZM230 168V169H229ZM242 168H244V169H242ZM249 168V167H248ZM18 169V170H19ZM30 170V171H27V170ZM33 169V170H32ZM56 169V170H55ZM67 169H68V171H67ZM72 171H71V170ZM77 169V170H76ZM95 169V170H94ZM104 169H105V171H104ZM107 169H109L110 171H108ZM127 170V171H125V170ZM137 171H135V170ZM224 169V170H223ZM237 169H239V170H237ZM47 170V171H46ZM84 170V171H83ZM104 171V173H106L107 174V177H106V174H104V173H102L103 171ZM140 170H141V173L144 175H141V173H140V175H141V178H140V180H139V177H140V175H139V177L137 178V174H139L138 172H140ZM226 170V171H225ZM243 170V171H242ZM248 170V169H247ZM33 172V173H28V172ZM54 171H56V172H54ZM59 171V172H58ZM80 171V172H79ZM86 171H88L86 174H85V172ZM116 171L118 172L119 171V173H116ZM120 171H122L121 172V174L123 173V171H124V174H120ZM219 171V170H218ZM14 172V173H13ZM24 172H27V173H24ZM47 172V173H46ZM53 172V173H52ZM61 172V173H60ZM63 172V173H62ZM92 172H94L95 173V175L93 176L92 175ZM98 172L100 173L99 175H98ZM126 172V173H125ZM150 172V173H149ZM208 172V173H207ZM214 172V173H213ZM239 172H244L243 173V176H240V175H242V173H239ZM24 173V174H23ZM51 173L53 174L52 176H53V178H55V177H57L58 176V173H59V175L61 174V176H63L62 174H73V176H77L76 178L77 179H75V180H73L72 181V183H66V182H64L65 183V185L67 184V186L68 187H66L65 185H64V183L63 182H60V184L62 185V188H61V186H60V184L58 183V181H56L55 183L54 182H49V183H45L44 184V181H41L42 179H43V177L41 176V175H45V174H49V175H51ZM54 173H57V174H54ZM84 173V175H83V177H81L82 176V174ZM89 173H91V174H89ZM102 173V174H101ZM112 174V176H110V174ZM130 173H132V172H130ZM213 174L214 176L212 177V175H210V174ZM39 174H41L40 176H39ZM91 175L92 177H89V178H86V180H85V176H88V175ZM113 174H115L116 176L117 175H119V176H117V177H119V178H117V179H108V178H110V177H115V175H113ZM145 174H146V176H147V178L145 177ZM192 174V175H191ZM200 174H202V175H204V176H201ZM234 174H232V175H234ZM238 175V177H237V175ZM108 175H109V177H108ZM125 175H128V176H126L127 178L126 179H124L125 178ZM15 176V177H14ZM18 176H19V181H18ZM28 178H27V177ZM31 176V177H30ZM96 176V177H95ZM99 176V177H98ZM129 176H130V178H129ZM208 176V177H207ZM210 176V177H209ZM229 178H228V177ZM248 176V177H247ZM21 177V178H20ZM28 179V180H26V178ZM37 177V178H36ZM48 177H50V176H47V178ZM59 177V176H58ZM79 177V178H78ZM95 177V178H94ZM107 178L109 181H107V182H102V180H103V178ZM120 177H122V178H120ZM142 177H145L146 179H147V181L148 180H151L150 182L148 181V183L150 184L151 182V184L150 185H152L153 184V187H155L156 186V189L155 188H153L152 189V186H151V188H150V185L148 184V183H146L147 181H144V179L145 178H142ZM152 177H153V179H152ZM191 177V178H190ZM194 179H193V178ZM206 177L208 178V179H206ZM217 177V178H216ZM247 177V178H246ZM259 177H260V179H259ZM16 178V179H15ZM24 178V179H23ZM80 178H81V180H80ZM101 178V179H100ZM116 178V177H115ZM132 178V179H131ZM149 178V179H148ZM151 178V179H150ZM201 178V179H200ZM203 178H204V180H203ZM35 179V180H34ZM39 179V181H37ZM84 179V180H83ZM88 179H89V181H88ZM96 179V180H95ZM98 179V180H97ZM123 179V180H127L126 182V184H128V186L131 188H129L128 186H126L125 187V185H123L124 183H122L121 182V180ZM130 179V180H129ZM136 179V180H135ZM155 179V180H154ZM173 179H174V181H173ZM179 179V180H178ZM200 179V180H199ZM245 179V181H243ZM22 180V181H21ZM32 180V181H31ZM91 180V181H90ZM106 180V179H105ZM122 180V181H123ZM128 180H129V182H128ZM135 180V181H134ZM166 180V181H165ZM177 180L178 181H180L181 183H179V182H177ZM181 180H183V181H181ZM196 180L198 181V182H196ZM210 180V181H209ZM252 180V181H251ZM27 181V182H26ZM30 182V184H29V186L31 185L33 188L34 187H37V186H39V187H37L38 189V191L37 190H33V188L32 189H30L31 187H29V186H27V184ZM75 181V182H74ZM95 182V183H97L96 184V186L98 187H100V185H101V187L103 186V187H105V188H109V189H105V188H97L98 190H96V189H94L95 187V184L93 183V182ZM97 181V182H96ZM113 181H115V182H113ZM125 181H123V182H125ZM132 181V182H131ZM136 183V181H137V183L138 184H142V182L144 183V184H142L140 187L138 186V184H136L135 186H134V182ZM164 181V182H163ZM173 181V182H172ZM187 181H189V182H187ZM191 181V182H190ZM193 181H194V183H193ZM227 181H228V183H227ZM23 182V183H22ZM32 182H34V184H32ZM38 182H41L42 184H40V183H38ZM111 182V183H110ZM112 182H113V184H112ZM118 182V183H117ZM119 182H120V186L122 187V189H123V191H122V189H121V187L118 185L119 184ZM200 182V183H199ZM205 182H206V185L204 186V184H205ZM214 182V183H213ZM251 182H253V183H251ZM55 184V186H54V184ZM56 183H58V184H56ZM63 183V184H62ZM82 183H83V185H82ZM86 183L87 184H92V185H90L91 186V188L96 192H94L92 189H90V186L89 185H86ZM100 183V184H99ZM116 183H117V185H118V187L116 188ZM121 183H122V185H121ZM158 185H160V188L161 187H163V188H165L166 189V191H167V189H169V188H174V189H176L177 190V192L179 191V193L181 192V196H180V194H178L177 192H176V190H174V189H171V190H174V192H176L177 194V196H174L173 194H175L174 192H173V194H172V191L171 190H169V194H168V191L166 192L165 190H163L162 188V190L161 189H159L158 188V186H157V184ZM171 183H173L174 184V186H171L170 184ZM181 184V186H179V185H177V184ZM186 183V185H184ZM217 183H218V185H217ZM226 183V184H225ZM230 183H231V185H230ZM259 183V184H258ZM17 184V185H16ZM35 184H36V186H35ZM53 184V185H52ZM70 186H69V185ZM74 184V185H73ZM93 184H94V186H93ZM104 184L105 185H110V186H104ZM154 184H156V185H154ZM193 184V185H192ZM196 184H198V186L196 185ZM208 184H209V186H208ZM228 184V185H227ZM237 184V185H236ZM254 184V185H253ZM256 184V185H255ZM44 185H46V188L44 187ZM82 185V186H81ZM116 185V186H115ZM145 185V186H144ZM146 185L148 186L147 188H150L149 190L150 191H148V190H145V192H144V190L143 189H146ZM165 185H168V186H165ZM178 187H177V186ZM240 185H242L243 186V188H242V186H240ZM260 185H262V186H260ZM17 186H19V187H17ZM56 186H58L57 188L58 189H54V190H57L58 191V193L60 194H58L57 193V191L55 192V191H52L53 190V188H56ZM60 186V187H59ZM73 186V187H72ZM77 186V188H76V190H75V188L74 187H76ZM79 186L81 187V190L79 189ZM85 186V187H84ZM93 186V187H92ZM111 186H112V189H110L111 188ZM114 186H115V192H114ZM134 186V187H133ZM137 186H138V188H137ZM176 186V187H175ZM191 186H192V188H191ZM208 186V189H206V187ZM222 186V187H221ZM227 186V187H226ZM239 186V187H238ZM249 186V187H248ZM256 186V187H255ZM13 188V190L16 188H18L17 189V191H21L20 189H22V188H24L23 190H29L30 192L28 193L27 192V194L25 195H21V193H22V191H21V193L19 194V192L16 194V190H14L15 192H13L12 191V188ZM22 187V188H21ZM42 187V188H41ZM64 187V188H63ZM71 187H72V190H73V188H74V190L76 191L75 193H74V191H72L71 190V192H70V189H71ZM84 187V188H83ZM88 187V188H87ZM179 187L181 188V189H179ZM184 187V188H183ZM190 187V188H189ZM215 187V188H214ZM220 187H221V189H220ZM229 187V188H228ZM237 187V188H236ZM248 187V188H247ZM252 187V188H251ZM41 188V189H40ZM66 188H67V191H66ZM83 188V189H82ZM121 190V191H119V189ZM126 188L128 189H130V190H128V191H131L132 192V195H130V193L131 192H128L127 190H126ZM139 188H143L142 190L141 189H139ZM201 188V189H200ZM217 188V189H216ZM260 188V190L261 191H263L262 193H259V192H261L260 190H258ZM35 189V188H34ZM50 189V190H49ZM52 189V190H51ZM86 190V191H84L83 192V190ZM108 190V191H105V190ZM118 189V190H117ZM135 189H138V190H136L135 191ZM179 189V190H178ZM185 189V190H184ZM192 191H191V190ZM233 189V190H232ZM244 189V190H243ZM250 191H249V190ZM3 190H5V192H3ZM11 190V191H10ZM65 190V191H64ZM68 190H69V192H68ZM80 190V191H79ZM90 192H89V191ZM91 190H92V192H91ZM99 190H103V194H101V191H99ZM109 190H110V192H109ZM112 190V191H111ZM125 190V191H124ZM133 190V191H132ZM156 190V191H155ZM157 190H159V192H162V195H163V193L165 194V195H163V196H166V197H162V195H161V193H159ZM182 190V191H181ZM254 190H255V193H253L254 192ZM10 191V193H9V197H7L6 198V195H8L7 193ZM52 191V192H51ZM62 191H64V192H62ZM97 191H99V192H97ZM105 191V192H104ZM171 191V192H170ZM191 191V192H190ZM206 191V192H205ZM245 191H247V192H245ZM257 191V192H256ZM35 192V193H34ZM41 192V193H40ZM44 194H43V193ZM54 192V193H53ZM66 192H68V193H66ZM72 192H73V194H72ZM88 194V196L89 197H87V195H85L86 193ZM106 192H108V193H110V196H109V194L108 193H106ZM120 192V193H119ZM128 192V193H127ZM136 192V193H135ZM150 192V193H149ZM157 194V193H159L160 195H161V197L159 196V195H157L156 196V199L154 198L155 196L154 195H156L155 193ZM195 192V193H194ZM197 192V193H196ZM209 194H208V193ZM233 192H235V193H233ZM15 194L14 195V197L15 198H13L12 199V197H13V195L11 196V194ZM35 195H34V194ZM46 193V194H45ZM58 195H57V194ZM62 193H64V194H62ZM82 193V194H81ZM83 193H85L84 195H83ZM90 193H95V194H97V195H93L92 197L90 196L91 194ZM112 193H114L115 195H113ZM118 193V194H117ZM122 193H125L124 195L122 194ZM153 193V194H152ZM248 193V194H247ZM6 194V195H5ZM48 194V195H47ZM66 194V195H65ZM68 194V195H67ZM81 194V195H80ZM98 194H100L99 195V197H98ZM112 194V195H111ZM191 194V195H190ZM194 194H197L198 195V197H196ZM204 195V197L206 196V198H204L203 196H200V195ZM210 195V197L208 196V195ZM212 194H215V195H217V196H213ZM253 194V195H252ZM255 194H257V195H255ZM17 195V196H16ZM40 195V196H39ZM57 195V196H56ZM63 195V196H62ZM72 195V196H71ZM108 197H107V196ZM167 195H169V196H167ZM170 195L172 196L171 198H170ZM188 195V196H187ZM220 195H222V196H220ZM33 198H32V197ZM39 196V197H38ZM55 196V197H54ZM86 196V197H85ZM114 196V197H113ZM180 196V197H179ZM183 196H185V200H184V198L182 199V197ZM193 196H195V197H193ZM213 196V197H212ZM230 196V197H229ZM261 196V197H260ZM38 197V198H37ZM54 197V198H53ZM79 197V198H78ZM137 197H138V199H137ZM142 197V198H141ZM146 197V198H145ZM152 197V200H154V202L153 203H155V205L154 204H152V200L150 199ZM159 197V198H158ZM173 197H176L177 199L178 198H180V202H179V199L177 200L176 198H173ZM202 197V198H201ZM9 198V199H8ZM21 198V199H20ZM42 198V199H41ZM46 198H48V199H50V200H46ZM87 198V199H86ZM90 198V199H89ZM135 198V199H134ZM141 198V199H140ZM143 198H145L144 200H143ZM162 198H164V200L162 199ZM165 198L166 199H168V202H167V200H165ZM170 198V199H169ZM176 199L175 200V202H174V200H171V199ZM194 198V199H193ZM197 198H199V199H197ZM209 198V199H208ZM213 198H214V200H213ZM225 200H224V199ZM243 198V199H242ZM8 199V201H6ZM91 199H93V200H91ZM147 199H149V200H147ZM189 199H190V201H189ZM192 199V200H191ZM198 201H197V200ZM207 201H205V200ZM217 199H218V201H217ZM219 199H221V200H219ZM23 200H25V202L23 201ZM41 200V201H40ZM46 200V201H45ZM54 200V201H53ZM84 200V201H83ZM129 200H131V201H133V202H130ZM142 200V201H141ZM194 200V201H193ZM210 200V201H209ZM212 200H213V202H212ZM215 200H216V203H215ZM255 200V201H254ZM38 201V202H37ZM97 201H95L96 202V204H97ZM140 201V202H139ZM171 201H173L174 203L173 204H171L170 205V203H172ZM181 201H182V203H181ZM185 201H186V204H185ZM198 203H197V202ZM14 202V203H13ZM16 202H17V204H16ZM19 202H21L20 204H22V205H19ZM23 202V203H22ZM37 202V203H36ZM46 202H47V204H46ZM74 205L73 206V208H72V204ZM125 202V203H124ZM177 202H179L180 203V205L177 203ZM188 202H191L190 204H192V205H190ZM194 202V203H193ZM196 202V203H195ZM203 202V203H202ZM205 202V203H204ZM210 202V203H209ZM218 202V203H217ZM222 202V203H221ZM257 202V203H256ZM2 203L4 204V205H2ZM12 203V204H11ZM25 203V204H24ZM58 203V202H57ZM60 203V202H59ZM126 203H127V205H126ZM158 203V202H157ZM167 203V204H166ZM169 203V204H168ZM260 203V204H259ZM16 204V208H17V206L20 208L21 206V209H19V208H17L16 210H15V206L13 207L12 205H15ZM28 204V205H29ZM40 204V205H39ZM105 204H107L108 205V207H107V205H105ZM122 204H124V205H122ZM129 204V205H128ZM132 204V205H133ZM181 204H182V209L180 208L181 207ZM221 204V205H220ZM227 204V205H226ZM11 205V206H10ZM48 205H50V204H48ZM64 205V204H63ZM112 205V206H111ZM113 205L116 207H113ZM133 205V207H137V206H134ZM147 205H143V206H147ZM154 207H153V206ZM174 205H175V207H174ZM176 205H177V208H176ZM180 207H179V206ZM186 207H185V206ZM197 205V206H196ZM225 205V206H224ZM11 207V209L9 208V207ZM24 206V207H23ZM109 206H111V211L110 210H108V208H109ZM128 206V208L126 209V207ZM191 207L190 209L188 208V207ZM234 206H235V209H233L234 208ZM124 209V210H122V208ZM158 207V208H159ZM184 207V208H183ZM201 207V208H200ZM206 207V208H205ZM219 207V208H218ZM225 207V208H224ZM247 207V208H246ZM250 207V208H249ZM254 207V208H253ZM257 207V208H256ZM258 207H259V209H258ZM263 207V208H262ZM178 210V212H177V210ZM186 208V209H185ZM188 208V209H187ZM204 208V209H203ZM211 208V209H210ZM232 209V210H229V209ZM244 208V209H243ZM261 208H262V210H261ZM117 209H118V211H117ZM197 209V210H196ZM240 209V210H239ZM252 209V210H251ZM20 210V211H19ZM119 210H121V211H119ZM127 210V211H126ZM153 210V211H152ZM156 210V209H155ZM176 210V211H175ZM182 212V213H180V211ZM207 210V211H206ZM213 210V211H212ZM235 211V213H234V211ZM256 210V211H255ZM259 210H261V212L259 211ZM2 211H4L3 209H2ZM2 211H0V215H2V214H5V213H1ZM16 211H17V213L19 214V212H20V214H22V216L21 215H18L17 216V213H16ZM115 211H117V212H115ZM218 211V212H217ZM244 212L245 211V213L244 214H242V212ZM248 211H250V212H248ZM22 212V213H21ZM24 212V213H25ZM112 212H111V214H112ZM145 212H148V211H145ZM188 214H187V213ZM196 212V213H195ZM205 212V213H204ZM241 212V213H240ZM254 212V213H253ZM13 213H14V215L16 214V216H14L13 215ZM177 213V214H176ZM233 213V214H232ZM259 213H261V214H259ZM197 214H199V215H197ZM209 214V215H208ZM216 214H219V215H216ZM235 214V215H234ZM240 214V215H239ZM241 214H242V217H241ZM245 214H247V216L245 215ZM250 214V215H249ZM172 215H173V217H172ZM188 215H189V217H188ZM200 215H202V216H200ZM204 215V216H203ZM208 215V216H207ZM257 215V216H256ZM207 216V217H206ZM210 216V217H209ZM222 216V217H221ZM236 216V217H235ZM243 216H245V217H243ZM3 217H5L6 218V216H4L3 215ZM19 217V218H18ZM20 217H21V219H20ZM188 217V218H187ZM214 217V218H213ZM216 217V218H215ZM224 217V218H223ZM231 217V218H230ZM249 217H251V218H249ZM257 217V218H256ZM18 218V219H17ZM25 218V219H24ZM32 218V217H31ZM180 218V219H179ZM182 218V219H181ZM194 218V219H193ZM213 218V219H212ZM226 218V219H225ZM237 218H239V219H237ZM178 219V220H177ZM196 219V220H195ZM223 219H225V220H223ZM245 219H247L246 221H244ZM258 219V220H257ZM11 220V221H12ZM214 220V221H213ZM257 220V221H256ZM4 221V220H3ZM166 221H167V223L168 224H166ZM228 221V222H227ZM247 221H250V222H247ZM256 221V222H255ZM7 222V220H5L4 221V223H6ZM161 222V223H160ZM178 222V223H177ZM195 222V223H194ZM260 222H261V224H260ZM263 222V223H262ZM154 223V224H153ZM228 223H230L229 225H228ZM242 223V222H241ZM248 223H249V225H248ZM257 223V225H255ZM170 224V225H169ZM181 224H182V226H181ZM208 224V225H207ZM234 224V225H233ZM236 224V225H235ZM243 224V223H242ZM252 224H254V225H252ZM163 225V226H162ZM166 225H169L170 227L168 228V226H166ZM262 225V226H261ZM148 226V227H147ZM153 226V227H152ZM158 226V227H157ZM200 226V228H198ZM258 226H259V228H258ZM145 227V228H144ZM167 227V228H166ZM220 227V228H219ZM239 227L241 228V226L239 225ZM238 227V228H239ZM140 228V229H139ZM166 228V229H165ZM239 228V229H240ZM164 229V230H163ZM170 229V230H169ZM208 229V230H207ZM253 229V228H252ZM251 229V230H252ZM259 229V230H260ZM261 229V230H262ZM216 230V231H215ZM149 231V232H148ZM169 233H168V232ZM177 231V232H176ZM185 231H186V233H185ZM195 231V232H194ZM199 231V232H198ZM201 231V232H200ZM210 231H212V232H210ZM167 232V233H166ZM72 233H74V235L72 234ZM77 233V235H75ZM133 233V232H132ZM179 234V235H178ZM95 237H94V236ZM121 235V236H120ZM132 235V236H131ZM139 235V236H138ZM164 235V236H163ZM79 236V237H78ZM123 236H125V238L123 237ZM177 236V237H176ZM181 236V237H180ZM165 237H166V239H165ZM189 237V238H190ZM75 238V239H74ZM77 238V239H76ZM148 238V239H147ZM159 238H161V239H159ZM170 238V239H169ZM50 241H49V240ZM84 239V241H81V240H83ZM124 239V240H123ZM41 240V241H40ZM88 240V241H87ZM91 242H90V241ZM97 240V241H96ZM106 240V241H105ZM111 240H113V241H111ZM119 242H118V241ZM121 240H123L124 242H122ZM135 240V241H134ZM152 240V241H151ZM164 242H163V241ZM166 240V241H165ZM178 240V241H177ZM52 241V242H51ZM67 241V242H66ZM116 241V242H115ZM149 241V242H148ZM155 241V243H153ZM161 243H160V242ZM181 241H179V242H181ZM51 242V243H50ZM55 242V243H54ZM69 242V244H67ZM71 242V243H70ZM82 242V243H81ZM97 244H96V243ZM99 242V243H98ZM112 242H114V246H113V243ZM121 242V244H118L117 245V243H120ZM139 242V243H138ZM163 242V243H162ZM170 243L171 245H169L168 243ZM173 242V243H172ZM133 243V244H132ZM151 243H152V245H151ZM157 243V244H156ZM70 244H73V245H71L70 246ZM79 244V245H78ZM80 244H81V246H80ZM88 244V245H87ZM92 244H93V246H92ZM112 246H111V245ZM124 244V245H123ZM128 244V245H127ZM140 244V245H139ZM156 244V245H155ZM158 244H159V246H158ZM165 244H168V245H166L165 246ZM69 245V246H68ZM91 245V246H90ZM95 245H97V246H95ZM103 245V246H102ZM54 246V247H53ZM68 246V247H67ZM76 246V247H75ZM80 246V247H79ZM88 246H89V249H88ZM94 246H95V248H94ZM122 246H124V247H122ZM128 246V247H127ZM136 246V247H135ZM155 246V247H154ZM158 246V247H157ZM79 247V248H78ZM85 247V248H84ZM116 247V248H115ZM131 249H130V248ZM72 248L74 249V250H72ZM84 249V250H83ZM88 249V250H87ZM104 249V250H103ZM114 249V250H113ZM115 249H116V251H115ZM124 249H125V251H124ZM133 249V250H132ZM140 249H141V251H140ZM71 250H72V252H71ZM81 250V251H80ZM94 250V251H93ZM112 250V251H111ZM128 250V251H127ZM36 251V252H35ZM39 251H41L40 253H39ZM77 251V252H76ZM79 251H80V253H79ZM90 251H91V253H90ZM114 251V253H112ZM122 251V252H121ZM153 251V252H152ZM44 254H43V253ZM51 252V253H50ZM89 252V253H88ZM95 252H96V254H95ZM107 252H109V253H107ZM128 254H126V253ZM151 252V253H150ZM34 253H35V255H34ZM48 255H47V254ZM60 253V254H59ZM70 253H72V254H70ZM76 253V254H75ZM78 253V254H77ZM88 253V254H87ZM116 253V254H115ZM119 253V254H118ZM124 253V254H123ZM149 253H150V255H149ZM82 255V256H80V255ZM104 255V256H103ZM127 255V256H126ZM140 255V256H139ZM33 256V257H32ZM35 256H38V257H36V259H35ZM55 258H54V257ZM62 256V257H61ZM76 256V257H75ZM128 256H130L129 258H128ZM138 256V257H137ZM31 257V258H30ZM84 257H86V258H84ZM97 257V258H96ZM103 257H104V259H103ZM108 257V258H107ZM112 257V259H110ZM115 257V258H114ZM122 257V258H121ZM132 257V258H131ZM17 258H19V259H17ZM51 258H53V259H51ZM57 258V259H56ZM82 258V259H81ZM11 259H13V258H11ZM69 259V260H68ZM106 259V260H105ZM107 259H108V261H107ZM9 261H7L8 263L10 262V261H12V260H10V259H8ZM32 260H35V261H32ZM46 260V261H45ZM53 260H55V261H53ZM60 260V261H59ZM63 260V261H62ZM71 260V261H70ZM82 260V261H81ZM84 260H86V261H84ZM104 260H105V262H104ZM124 260V261H123ZM6 261H4V262H0V264H6ZM48 261V263H45V262H47ZM69 263H68V262ZM75 261V262H74ZM95 261V262H94ZM102 261V262H101ZM145 261V262H144ZM34 262V263H33ZM80 262V263H79ZM84 262V263H83ZM87 262V263H86ZM185 264H196V262L195 263H193V262H190V261H188V262H185Z\"/></svg>",
    "mask_w": 264,
    "mask_h": 264
},
{
    "label": "bare ground",
    "instance_id": "obj_2",
    "mask_svg": "<svg viewBox=\"0 0 264 264\" xmlns=\"http://www.w3.org/2000/svg\"><path fill=\"white\" fill-rule=\"evenodd\" d=\"M18 1V0H17ZM31 1V0H30ZM37 1V0H36ZM55 2H58V0L56 1V0H54ZM75 1V0H74ZM81 1H84V0H81ZM89 1H91V0H86L84 3H82L81 5H80V2H79V4L78 5H80L79 7H80V9H78L77 10V7L76 8H74V9H76L77 10V12H76V10H74L76 13L75 14H79V15H85V16H87L88 15V12H87V10H86V7H88V6H90V4H91V2H89ZM132 1V0H131ZM135 1V0H134ZM138 1V0H137ZM143 1V0H142ZM152 1V0H151ZM157 1V0H156ZM173 1V0H172ZM172 1L171 0H169L168 1V3H172ZM175 1V0H174ZM174 1H173V3H174ZM182 1H185V0H182ZM187 1V0H186ZM189 1V0H188ZM194 1V0H193ZM193 1H189L190 3H192V4H195V3H197V1H199V0H195L196 2L194 3ZM206 1V0H205ZM210 1H212V0H210ZM215 2H216V4L218 3H221L222 1H218V0H214ZM213 1V2H214ZM230 1V0H229ZM232 1H234V0H232ZM250 1V0H249ZM4 2H6L5 0H4ZM22 2V1H21ZM42 2V4H45V2L47 3V0L45 1V2H43V1H41ZM40 2V3H41ZM55 2H53V3H55ZM63 2V1H62ZM150 2V1H149ZM149 2H147V5L148 6H150L149 5ZM163 2V1H162ZM166 2V1H165ZM189 2H183L184 3V5L186 4V3H188L189 4ZM200 2V1H199ZM214 2V3H215ZM223 2L225 3V1L223 0ZM240 2V1H239ZM238 2V3H239ZM15 3H16V1H15ZM35 3V2H34ZM34 3H32V4H34ZM38 3V5L40 4L39 2H37ZM60 3V2H59ZM58 3V4H59ZM64 3V2H63ZM72 3V2H71ZM70 2H69V4H71ZM88 3V4H87ZM94 3V2H93ZM103 3V2H102ZM126 3V2H125ZM141 2L139 1V6L140 5H142V4H140ZM158 3V2H157ZM170 3V4H171ZM173 3L171 4V5H173ZM182 3V4H183ZM205 3V2H204ZM228 3L229 2H227V3H225V4H227L228 5ZM251 3H254V2H251ZM27 4H28V2H27ZM51 4V3H50ZM62 4V3H61ZM72 4H74V3H72ZM71 4V5H72ZM86 4L88 5V6H86ZM105 4H106V2H105ZM104 4V5H105ZM151 4V3H150ZM160 4H164V3H160ZM165 4H167V2L165 3ZM178 4H180V0L178 1ZM182 4H180V5H182ZM188 4H186V5H188ZM200 4V3H199ZM202 4H203V2H202ZM211 4V3H210ZM213 4V3H212ZM224 4V7L226 6ZM232 5V3H229V5H228V7L230 6L231 7V5ZM236 4V3H235ZM16 5V4H15ZM37 5V4H36ZM46 5H48V4H46ZM51 5H54V4H51ZM56 5V4H55ZM65 5H67V4H65ZM75 5H77V4H75ZM97 5V4H96ZM101 5V4H100ZM103 5V4H102ZM101 5V6H102ZM107 5V4H106ZM109 5H110V3H109ZM123 5V4H122ZM126 5V4H125ZM137 5V4H136ZM180 5H177L176 4V6H179V8L181 7ZM183 5V6H184ZM223 5V4H222ZM239 5H242V3L241 4H239ZM18 6V5H17ZM30 6V5H29ZM28 6V7H29ZM40 6V5H39ZM42 6V5H41ZM64 6V5H63ZM68 6V5H67ZM73 6V5H72ZM99 6V5H98ZM98 6H97V8H96V10L98 9ZM100 6V7H101ZM143 6V5H142ZM154 6V5H153ZM162 6H165L166 7V5H162ZM168 6V5H167ZM175 6V5H174ZM176 6H175V8H176ZM182 6V7H183ZM206 6H208V4L206 5ZM205 6V8H209L210 6H208V7H206ZM213 5H211V7H212ZM216 6V5H215ZM218 7H219V5H217ZM253 7L255 6V5H252ZM262 5L260 4V6H256V7H261ZM2 7H5V6H2ZM6 7H7V5H6ZM11 7V6H10ZM14 8H16L15 6H13ZM43 7H47V6H43ZM58 7H60V4L58 5ZM62 7V6H61ZM68 7H70V6H68ZM93 7V6H92ZM107 7H109V6H107ZM119 7V6H118ZM121 7V6H120ZM152 7V6H151ZM160 7V6H159ZM204 7V6H203ZM229 7V8H230ZM245 7H248V6H242V9H245ZM12 8V7H11ZM23 8V7H22ZM32 8V7H31ZM34 8V7H33ZM36 8H37V6H36ZM52 8V7H51ZM53 8H54V6H53ZM102 8H103V6H102ZM104 8H106L105 6H104ZM161 8V7H160ZM159 8V9H160ZM174 8V7H173ZM174 8V9H175ZM195 8H197V6L195 7ZM226 8V7H225ZM232 8V7H231ZM234 8V7H233ZM264 8V7H263ZM17 9V8H16ZM25 9H28V8H25ZM43 9H45V8H43ZM42 9V10H43ZM88 9V8H87ZM101 8H99V10H100ZM110 9H112L111 8V5H110ZM122 9V8H121ZM135 9H136V7H135ZM157 9V8H156ZM162 9H164V7H162ZM166 9V8H165ZM164 9V10H165ZM169 9V8H168ZM168 9H167V11H168ZM171 9H172V7H171ZM171 9H169V11L170 12H175V11H173V9L171 10ZM187 9H188V11H190L191 12V14L193 15L194 13H196L197 14V12H195L194 11V9H193V6L192 7H187ZM235 9H237L236 7H235ZM260 9V8H259ZM34 10V9H33ZM45 10H47V8L45 9ZM54 10V9H53ZM63 10H64V8H63ZM67 10V9H66ZM72 10V9H71ZM92 10V9H91ZM114 10V9H113ZM131 10V9H130ZM178 10V9H177ZM182 10V9H181ZM195 10H197V9H195ZM215 10H216V8H215ZM214 9L213 10H211V9H208V11H209V14L210 15H214V17L216 16V17H218V13H220V11L216 14L215 12H217V11H215ZM231 10V9H230ZM229 10V11H230ZM246 10H248V9H246ZM245 10V11H246ZM11 11V10H10ZM13 11V10H12ZM23 11V10H22ZM37 11V10H36ZM69 11V10H68ZM67 11V12H68ZM101 11V10H100ZM102 11H105V10H103L102 9ZM107 11H108V9H107ZM115 11V10H114ZM160 11H162L163 12V10H160ZM185 11H187V10H185ZM187 11V12H188ZM198 11V10H197ZM201 11H203V12H205L204 10H201ZM215 11V12H214ZM232 11V10H231ZM237 11V10H236ZM245 11H243V12H245ZM257 11H259V10H257ZM262 11V9H260V12ZM50 12V11H49ZM109 12L111 13V11L109 10ZM117 12V11H116ZM137 12H139V11H137ZM177 12V11H176ZM181 12V11H180ZM242 12V13H243ZM250 12V11H249ZM249 12H248V14H249ZM253 12V11H252ZM24 13V12H23ZM22 13V14H23ZM50 13H53V12H50ZM120 13V12H119ZM189 13V12H188ZM198 13H200L199 11H198ZM234 13V12H233ZM232 13V14H233ZM259 12H257V14H258ZM26 14H27V12H26ZM47 15L49 14V13H46ZM94 14V13H93ZM113 14V13H112ZM164 14H166V13H164ZM190 14V13H189ZM188 14V15H189ZM190 14V15H191ZM229 14V13H228ZM245 14L247 15V12H245ZM254 14V13H253ZM253 14L251 15V16H253ZM30 15H32V14H30ZM39 15V14H38ZM51 15V14H50ZM91 16H92V13L90 14ZM106 15H107V13H106ZM129 15V14H128ZM155 15V14H154ZM171 15H173V14H171ZM181 15V14H180ZM198 15V14H197ZM196 15V17L197 18H199L198 16H201L200 14L197 16ZM236 15V14H235ZM234 15V16H235ZM238 15V14H237ZM237 15H236V17H237ZM243 15V14H242ZM255 15V14H254ZM16 16V15H15ZM43 16V15H42ZM54 16V15H53ZM89 16V15H88ZM104 16V15H103ZM108 16V15H107ZM156 16V15H155ZM167 16V15H166ZM165 16V18H167ZM232 16V15H231ZM241 16V15H240ZM248 16V15H247ZM255 16H257L258 17V15H255ZM254 16V17H255ZM261 16V15H260ZM58 17V16H57ZM69 17V16H68ZM79 17H81V16H79ZM94 17V16H93ZM97 17V16H96ZM120 17V16H119ZM133 17V16H132ZM131 17V18H132ZM186 17H190V16H186ZM185 17V18H186ZM192 17V16H191ZM190 17V18H191ZM195 16H194V18H196ZM206 17V16H205ZM242 17V16H241ZM243 17H245V16H243ZM242 17V18H243ZM8 18V17H7ZM17 18V17H16ZM15 18V19H16ZM41 18H43V17H41ZM84 18V17H83ZM104 18V17H103ZM108 18V17H107ZM111 18V17H110ZM140 18V17H139ZM171 18V17H170ZM187 18V19H188ZM204 18V17H203ZM202 18V19H203ZM233 18V17H232ZM238 18H239V16H238ZM64 19V18H63ZM85 19V18H84ZM96 19V18H95ZM105 19H106V16H105ZM122 19V18H121ZM124 19V18H123ZM127 19V18H126ZM168 19H169V17H168ZM167 19V20H168ZM177 19H178V17H177ZM177 19H175L174 21H176ZM184 19V18H183ZM182 19V20H183ZM205 19H207V17L205 18ZM218 19H219V17H218ZM224 19V18H223ZM222 19V20H223ZM251 19H254V18H252L251 17ZM39 20V19H38ZM103 20V19H102ZM109 19H107V21H108ZM113 20V19H112ZM145 20H147V22L149 23V21L150 20H148L147 18L145 19ZM145 20H144V18L143 19H141L140 21H143V22H145ZM171 19H169V21H170ZM194 20V19H193ZM200 20H201V18H200ZM212 20V19H211ZM211 20H210V23H212L211 22ZM222 20H220V21H222ZM233 20V19H232ZM235 20H236V18H235ZM260 20V19H259ZM258 20V21H259ZM261 20H263V19H261ZM1 21V20H0ZM5 21V20H4ZM7 21V20H6ZM70 21H71V19H70ZM110 21V23H111V20H109ZM152 21V20H151ZM163 21V20H162ZM172 21V20H171ZM173 21V22H174ZM180 21V20H179ZM179 21H177V23L179 22ZM195 21H198V19L196 20L195 19ZM204 22H205V20H203ZM202 20H201V24H203L202 22H203ZM217 21V23H219L220 25L223 23H220L219 22V20H216ZM223 21H226L225 19L223 20ZM228 21L229 20H227V23H228ZM238 21V20H237ZM248 21H251L252 22V20H250L249 19V17H248V19H247V17L246 18H244L243 19V23H239V22H237L236 24H230V26L228 27L227 25L228 24H226V26H223V25H217V26H220V28L221 29H223V30H225V32H227V34L229 35L228 36V38L229 37H232L235 41H231V40H229L230 42L228 43L229 44V46L228 45H226V43L228 42V39H226L227 40V42L225 43V45H226V47L228 46V48L229 49H231V51L229 50V52L231 53L233 50H236V48L238 49V51H236V60H238L237 61V63L240 65L241 64V66H240V69L239 68H235V69H237V71H238V69H239V71H238V73H240L239 75L238 74H236V75H238L237 76V78H236V76H235V80H236V82H234V83H236V84H239L241 87H242V89H243V91L245 92V94H247V95H249V96H257V98H252V99H250L251 100V102H252V100L254 99L256 102H257V100H259L260 98H263L264 97V89H263V87H262V89H259L260 87H259V85H261V84H263L264 85V28H256L255 26H253L252 24L250 25V23L251 22H248ZM255 21V20H254ZM22 22H24V21H22ZM76 22V21H75ZM112 22H115L116 24H117V22L116 21H112ZM183 22H186V20H183ZM183 22H182V24H183ZM188 22V21H187ZM191 22H193V21H191ZM190 21L188 22V24H190L191 23ZM241 22V21H240ZM262 22V21H261ZM12 23V22H11ZM20 23V22H19ZM35 23V22H34ZM39 23V22H38ZM95 23V22H94ZM109 23V24H110ZM152 23V22H151ZM150 23V26L151 25H156V24H151ZM155 23V22H154ZM176 23V22H175ZM180 23V22H179ZM179 23H178V25H179ZM209 23V26H211V25H213V24H210ZM256 24H257V22H255ZM21 24V23H20ZM68 24V23H67ZM102 24V23H101ZM104 24V23H103ZM107 24H108V22H107ZM108 24V25H109ZM141 24V23H140ZM161 24V23H160ZM164 24V23H163ZM174 24V23H173ZM187 23L186 24H184L183 25V27L185 26V25H188ZM192 24H194L195 25V22L194 23H192ZM192 24H190V26L192 25ZM196 24H198V22L196 23ZM216 24V23H215ZM259 24V23H258ZM264 24V23H263ZM28 25V24H27ZM35 25V24H34ZM71 25V24H70ZM88 25V24H87ZM90 25H92V24H90ZM100 25V24H99ZM143 25V24H142ZM175 25V24H174ZM174 25H172V28H174V29H176V30H174V29H172V31H173V34H174V36H176V37H179V35H181L182 37H183V35L182 34H180V32L181 31H183V30H181V29H177V27L175 26L174 27ZM177 25V24H176ZM177 25V26H178ZM206 25V24H205ZM20 26V25H19ZM31 26V25H30ZM37 26V25H36ZM40 26V25H39ZM72 26V25H71ZM105 26V25H104ZM103 26V27H104ZM110 26L112 27V24H110ZM141 26V25H140ZM164 26V25H163ZM260 26H261V24H260ZM38 27V26H37ZM46 27V26H45ZM95 27V26H94ZM97 27V26H96ZM156 27V26H155ZM182 27V25L180 26V28ZM183 27H182V29H183ZM203 28L204 29V27L205 26H200V28ZM213 27L214 26H212V28L210 27V29H213ZM262 27H263V25H262ZM2 28V27H1ZM8 28V27H7ZM15 28V27H14ZM21 28H22V26H21ZM27 28V27H26ZM71 28V27H70ZM105 28V27H104ZM135 28V27H134ZM145 28H146V26H145ZM159 28H161L160 26H159ZM185 28H187V27H184V32H181V33H184L185 34V30H187V29H185ZM199 28V27H198ZM202 28H201V30H202ZM207 28V27H206ZM205 28V29H206ZM218 28V27H217ZM216 28V29H217ZM219 28V29H220ZM3 29V28H2ZM84 29V28H83ZM106 29H108L107 27H106ZM129 29V28H128ZM190 29H191V27H190ZM209 29V27L207 28V30ZM209 29V30H210ZM1 30V29H0ZM5 30V29H4ZM15 30V29H14ZM29 30H30V28H29ZM56 30V29H55ZM84 30H86V29H84ZM94 30V29H93ZM101 31H102V29H100ZM99 30V31H100ZM105 30V29H104ZM104 30H103V32H104ZM109 30V29H108ZM154 30H156L155 28H154ZM159 30V29H158ZM161 30V29H160ZM181 30V31H180ZM191 30H193V29H191ZM190 30V32H192ZM200 29H199V32L201 31ZM206 30V31H207ZM222 30V31H223ZM106 31V30H105ZM112 31V30H111ZM123 31V30H122ZM121 31V32H122ZM137 31H139V30H137ZM153 31V30H152ZM188 31V30H187ZM197 31V30H196ZM205 31V30H204ZM214 31V30H213ZM218 31V30H217ZM13 32V31H12ZM125 32V31H124ZM127 32H128V30H127ZM134 32V31H133ZM141 32V31H140ZM139 32V33H140ZM189 32V31H188ZM194 32V31H193ZM192 32V33H193ZM198 32V33H199ZM208 32V31H207ZM206 32V33H207ZM4 33V32H3ZM97 33V32H96ZM112 33V32H111ZM131 33V32H130ZM143 33V32H142ZM146 33V32H145ZM154 33V32H153ZM161 33V32H160ZM202 33V32H201ZM211 33V32H210ZM213 33V32H212ZM211 33V35H209V36H213L214 34H212ZM216 33V32H215ZM218 33H219V31H218ZM12 34H14V33H12ZM87 34V33H86ZM122 34V33H121ZM129 34V33H128ZM189 36H190V34L189 33H187ZM204 34H205V32H204ZM204 34H202L203 36H204ZM226 34V35H227ZM43 35V34H42ZM66 35H68V34H66ZM133 35V34H132ZM136 35V34H135ZM161 35V34H160ZM164 35V34H163ZM169 35V34H168ZM172 35V34H171ZM191 35H194V33L193 34H191ZM196 35H197V32H196ZM199 35H201V34H199ZM201 35V36H202ZM216 35V34H215ZM214 35V36H215ZM2 36H4V35H2ZM17 36V35H16ZM41 36V35H40ZM39 36V37H40ZM46 36V35H45ZM125 36V35H124ZM148 36V35H147ZM170 36V35H169ZM174 36H172V37H174ZM180 36V37H181ZM185 36H186V34H185ZM224 36V35H223ZM8 37V36H7ZM18 37H19V35H18ZM23 37V36H22ZM31 37V36H30ZM38 37V35L36 36V38ZM57 37V36H56ZM96 37V36H95ZM95 37H92L91 38V40H90V42L89 43H94L93 45H92V47H91V45H90V47H87L86 45H84L83 47L82 46H80V47H82L81 48V51L79 50L78 51V53H67V54H65V56H66V58L68 59L67 61L69 62V63H66V64H64V66L63 65H60V66H63L62 67V69L63 68H66V69H64V72L65 73H67L66 75H64V74H62V76L63 77H61L64 81H66V79L68 80L69 78H70V80L71 79H73V82H76V81H74V80H77L78 79V74L80 75V73H78L77 72V69H78V71H79V68H77V66H75V67H73V66H71V65H73L72 63H75L76 65H79V66H83V64L84 63H90V61L92 62V61H95L96 59V56L98 57V56H101L102 54H104V52H106V51H104L106 48H108L107 50H109V48H112L113 46L111 45V41H108V40H106L103 36V38L104 39H101L99 42H101V46H100V48H97V47H99V45L98 46H96L95 45V43H97L98 41H96V38ZM110 37V36H109ZM135 37V36H134ZM154 37H155V35H154ZM176 37H174L175 39H176ZM194 37V36H193ZM199 37V36H198ZM204 37H206V36H204ZM215 37H218V39H217V41L219 40H221L222 41V37H221V35L220 36H215ZM220 37H221V39H220ZM225 37V36H224ZM35 38V37H34ZM95 38V39H94ZM124 38V37H123ZM140 37H138V39H139ZM196 38V37H195ZM203 38V37H202ZM38 39V38H37ZM114 39V38H113ZM128 39V38H127ZM135 39V38H134ZM141 39V38H140ZM164 39V38H163ZM166 39H168V38H166ZM183 39V38H182ZM182 39H179V40H182ZM224 40H225V38H223ZM3 40V39H2ZM54 40V39H53ZM52 40V41H53ZM121 40H122V38H121ZM136 40H137V38H136ZM178 40V41H179ZM205 40V39H204ZM212 40V39H211ZM248 40V41H247ZM30 41V40H29ZM38 41V40H37ZM40 41V40H39ZM87 41V40H86ZM88 41H89V39H88ZM87 41V42H88ZM141 41H143V40H141ZM167 41V40H166ZM177 41V40H176ZM192 41V40H191ZM213 41V40H212ZM220 41V42H221ZM19 42V41H18ZM58 42V41H57ZM61 42H64V41H62L61 40ZM80 42V41H79ZM78 42V43H79ZM132 42V41H131ZM137 42V41H136ZM162 42V41H161ZM164 42V41H163ZM183 42V41H182ZM194 42V41H193ZM208 42V41H207ZM214 42V41H213ZM235 42H239L238 44H235ZM4 43H6V42H4ZM16 43V42H15ZM35 43V42H34ZM39 43V42H38ZM78 43H76L77 45H78ZM123 43H126V41H124L123 40ZM133 43H135V42H133ZM132 43V44H133ZM179 43V42H178ZM177 43V44H178ZM181 43V42H180ZM179 43V44H180ZM206 43V42H205ZM13 44V43H12ZM29 44V43H28ZM32 44H33V42H32ZM42 44V43H41ZM67 44V43H66ZM72 44V43H71ZM84 44H86V42H84ZM88 44V43H87ZM131 44V45H132ZM182 44V43H181ZM186 44V43H185ZM215 44H217V42L215 43L214 42V45ZM23 45H25V44H23ZM37 45V44H36ZM35 45V46H36ZM129 45V44H128ZM141 45V44H140ZM167 45H169V43L167 44ZM166 45V46H167ZM172 45V44H171ZM174 45V44H173ZM183 45V44H182ZM198 45V44H197ZM213 45V43L211 42V46H213L214 48H215V46ZM223 45H224V42H223ZM17 46V45H16ZM28 46H30V45H28ZM39 46V45H38ZM37 46V47H38ZM51 46H52V44H51ZM61 46V45H60ZM68 46V45H67ZM71 46V45H70ZM96 46V47H95ZM134 46V45H133ZM145 46V45H144ZM159 46V45H158ZM162 46V45H161ZM165 46V47H166ZM179 46V45H178ZM177 46V48H179ZM208 46H209V44H208ZM217 46V45H216ZM7 47V46H6ZM11 47V46H10ZM15 47V46H14ZM25 47V46H24ZM55 47V46H54ZM69 47V46H68ZM75 47V46H74ZM115 47V46H114ZM113 47V48H114ZM137 47V46H136ZM139 47V46H138ZM189 47V46H188ZM199 47H200V45H199ZM202 47H203V45H202ZM205 47V46H204ZM225 47V46H224ZM241 48V50L239 49V48ZM15 48H17V47H15ZM31 48V47H30ZM131 48H133L132 46H131ZM142 48V47H141ZM172 48V47H171ZM175 48V47H174ZM194 48V47H193ZM192 48V49H193ZM213 48V49H214ZM23 49V48H22ZM37 49H39V48H37ZM60 49V48H59ZM61 49H62V47H61ZM115 49V48H114ZM134 49V48H133ZM186 49V48H185ZM188 49V48H187ZM191 49V50H192ZM195 49V48H194ZM203 49V48H202ZM217 49V48H216ZM34 50V49H33ZM35 50H36V48H35ZM39 50H41V49H39ZM47 50V49H46ZM113 50V49H112ZM112 50H111V52H112ZM167 50V49H166ZM115 51V50H114ZM114 51L112 52V53H114ZM176 51V50H175ZM180 51V50H179ZM183 51V50H182ZM197 51V50H196ZM199 51V50H198ZM207 51H209V49L207 50ZM214 51V50H213ZM38 52H40V51H38ZM59 52V51H58ZM63 52V51H62ZM73 52V51H72ZM163 52V51H162ZM216 52H218V51H216ZM18 53V52H17ZM16 53V54H17ZM37 53V52H36ZM46 53V52H45ZM44 53V54H45ZM121 53V52H120ZM132 53H133V51H132ZM149 53V52H148ZM176 53V52H175ZM181 53V52H180ZM200 53H202V52H200ZM205 53V52H204ZM208 53V52H207ZM210 53V52H209ZM220 53V52H219ZM228 53V52H227ZM234 53V52H233ZM31 54V53H30ZM39 55L41 54V52L40 53H38ZM37 54V55H38ZM42 54H43V52H42ZM41 54V56H43ZM106 54V53H105ZM125 55H126V53H124ZM134 54V53H133ZM139 53H137V55H138ZM153 54V53H152ZM179 53H177V55H178ZM195 54V53H194ZM193 54V55H194ZM222 54V53H221ZM229 54V53H228ZM52 55V54H51ZM56 55V54H55ZM107 55H109L108 53H107ZM122 55V54H121ZM145 55V54H144ZM170 55V54H169ZM187 55H188V53H187ZM193 55H191V57H193ZM195 55H197V54H195ZM201 56L202 55H204V54H200ZM206 55V54H205ZM213 55V54H212ZM224 55V54H223ZM233 55V54H232ZM6 56V55H5ZM47 56V55H46ZM59 56V55H58ZM104 56V55H103ZM113 56V55H112ZM114 56H116V55H114ZM130 56V55H129ZM136 56V55H135ZM175 56H176V54H175ZM179 56V55H178ZM177 56V57H178ZM201 56H199L200 58H201ZM206 56H208V55H206ZM211 56V55H210ZM209 56V57H210ZM227 56V54L225 55V57ZM229 56H230V54H229ZM228 56V57H229ZM31 57V56H30ZM36 57V56H35ZM39 57V56H38ZM49 57V56H48ZM119 57V56H118ZM122 57V56H121ZM131 57V56H130ZM146 57H148V56H146ZM159 57H161V56H159ZM163 57H164V55H163ZM185 57V56H184ZM63 58V57H62ZM153 58H155V57H153ZM152 58V59H153ZM158 58V57H157ZM185 58H188V57H185ZM212 58V57H211ZM219 58V57H218ZM227 58V57H226ZM229 58H234V57H229ZM40 59V58H39ZM41 59H42V57H41ZM41 59H40V61H41ZM51 59L52 58H50L49 59V61L51 62ZM60 59V58H59ZM92 59H94V60H92ZM100 59V58H99ZM105 59H107V58H105ZM117 59V58H116ZM121 59V58H120ZM123 59V58H122ZM126 59V58H125ZM143 59V58H142ZM144 59H146L145 57H144ZM144 59H143V61H144ZM149 59V58H148ZM160 59V58H159ZM162 59V58H161ZM164 59V58H163ZM172 59V58H171ZM176 59V58H175ZM179 59V58H178ZM203 59V58H202ZM207 59V58H206ZM213 59V58H212ZM217 59V58H216ZM235 59V58H234ZM233 59V60H234ZM43 60V59H42ZM54 60V59H53ZM111 60V59H110ZM181 60V59H180ZM184 60H186V59H184ZM184 60H183V62L182 63H184V65L187 67V68H189L191 65V63H189V61H188V64L190 65L189 67H188V65L187 64H185V62H184ZM204 60V59H203ZM218 60V59H217ZM107 61V60H106ZM112 61V60H111ZM114 61V60H113ZM172 61V60H171ZM176 61H178V63L180 62L179 60H176ZM193 61V60H192ZM191 61V62H192ZM195 62L197 61V60H194ZM192 62L193 64L195 63V62ZM208 61H210L209 59H207V61H206V63L208 62ZM213 61V60H212ZM221 61H224V59H221ZM228 62H227V64L226 65H231V64H229V61L230 60H227ZM54 62H55V60H54ZM53 62V63H54ZM97 62V61H96ZM146 61H144V63H145ZM150 62H152V64H154V62L153 61H150ZM157 62H158V60H157ZM161 62V61H160ZM180 62V64H182ZM214 62V61H213ZM216 62V61H215ZM224 62H226V61H224ZM233 61H231V63H232ZM235 62V65H236V61H234ZM233 62V63H234ZM58 63V62H57ZM57 63L55 64V65H57ZM110 63V62H109ZM147 63H148V61H147ZM177 63V64H178ZM197 63V62H196ZM198 63H199V61H198ZM205 63V61L203 62V61H201V63L200 64H204ZM204 64V66H203V68H204V71H205V73L208 71V70H210V69H208L207 68V70H206V66L205 65H207V64ZM208 63H210V62H208ZM218 63V62H217ZM92 64V63H91ZM112 64V63H111ZM137 64V63H136ZM146 64V63H145ZM151 64V63H150ZM165 64V63H164ZM167 64V63H166ZM174 64V63H173ZM192 64V66H194ZM14 65V64H13ZM48 65V64H47ZM50 65H52V63L50 64ZM54 65V66H55ZM93 65V64H92ZM109 65V64H108ZM115 65V64H114ZM149 64H147V66H148ZM155 65L157 66L158 64L155 62ZM154 65V66H155ZM176 65V64H175ZM179 65V64H178ZM183 65V67L185 68V66ZM197 65V64H196ZM195 65V66H196ZM210 65H211V63H210ZM214 65V64H213ZM234 65V64H233ZM234 65V66H235ZM53 66V65H52ZM84 66H86V65H84ZM88 66H91V65H88ZM120 66V65H119ZM118 66V67H119ZM138 67L140 66V65H137ZM146 66V65H145ZM144 66V67H145ZM152 66L153 65H151V70H152ZM153 66V67H154ZM155 66V67H156ZM174 66V65H173ZM191 66V67H192ZM195 66H194V68H193V71H198V72H196L197 74L196 75H198V73H199V70H197L196 68H195ZM217 66H218V64H217ZM216 66V67H217ZM99 67V66H98ZM111 67V66H110ZM112 67H114V66H112ZM123 67V66H122ZM127 67V66H126ZM137 67V68H138ZM175 67H177V66H175ZM182 67V68H183ZM191 67H190V69H191ZM210 67V66H209ZM223 67H224V64H223ZM8 68V67H7ZM7 68H6V70H7ZM47 69H48V67H46ZM50 68V67H49ZM57 68V67H56ZM86 68H88V67H86ZM94 68V67H93ZM119 68H121V67H119ZM178 68H180V66L178 67ZM212 68V67H211ZM215 68V67H214ZM218 68V67H217ZM219 68H220V66H219ZM218 68V69H219ZM14 69V68H13ZM55 69V68H54ZM58 69V68H57ZM110 69V68H109ZM116 69V68H115ZM128 69V68H127ZM134 69H135V65H134ZM143 69H146V68H143ZM156 69H157V67H156ZM223 69H227V68H223ZM9 70V69H8ZM12 70V69H11ZM15 70V69H14ZM17 70V69H16ZM45 70V69H44ZM56 70V69H55ZM88 70H90V68H88ZM95 70V69H94ZM98 70V69H97ZM102 70V69H101ZM121 70H123V69H121ZM139 70V69H138ZM154 70V69H153ZM214 70V69H213ZM52 71H54L53 70V68H52ZM63 71V70H62ZM80 71H81V67H80ZM93 71V70H92ZM109 71V70H108ZM117 71H119V70H117ZM212 71V69L210 70V72ZM220 71H222V69L220 70ZM225 71V73L226 72H228V71H230L229 69H228V71H226V70H224ZM237 71H236V73H237ZM7 72V71H6ZM13 72V71H12ZM15 72V71H14ZM20 72V71H19ZM51 72V71H50ZM75 72H77L78 74H76ZM84 72V71H83ZM86 73L88 72V71H85ZM84 72V73H85ZM95 72H97V71H95ZM102 71H100V73H101ZM121 72V71H120ZM129 72H131L132 73V70L130 71L129 70ZM142 72H144V71H142ZM154 72V71H153ZM159 72V71H158ZM216 72V71H215ZM218 72V71H217ZM53 73V72H52ZM56 73H57V71H56ZM55 73V74H56ZM58 73H60L59 71H58ZM89 73V72H88ZM87 73V74H88ZM91 73V72H90ZM109 73V72H108ZM114 73V72H113ZM108 74V75H102L100 78H96L95 80V84L97 83V85L99 84H101V85H104V87H106V88H109L108 89V91L110 90V91H112L114 88H116V86L117 85H115V86H112V84L114 83V80H115V75L114 74ZM126 73H128L127 72V70H126ZM130 73V74H131ZM134 73V72H133ZM144 73H146V72H144ZM200 73H201V71H200ZM200 73H199V75H200ZM228 73H230V74H232V72H228ZM235 73V72H234ZM7 74V73H6ZM47 74V73H46ZM70 74V75H69ZM71 74H74V75H71ZM98 74V73H97ZM104 74V73H103ZM116 74V73H115ZM121 75H122V73H120ZM124 74V73H123ZM150 74H151V72H150ZM149 74V75H150ZM160 74V73H159ZM191 74V73H190ZM202 74V73H201ZM211 74V73H210ZM221 74V73H220ZM227 74V73H226ZM93 75V74H92ZM91 75V76H92ZM129 75V74H128ZM132 75V74H131ZM130 75V76H131ZM138 75V74H137ZM141 75H145V74H140V76ZM152 75H154V77L156 76L155 74H152ZM158 75V74H157ZM167 75V74H166ZM189 75V74H188ZM199 75H198V81H200L199 79ZM206 75H208L207 73H206ZM234 75V74H233ZM11 76V75H10ZM21 76V75H20ZM55 76H57V75H55ZM59 76H61V73H60V75ZM83 76H84V74H83ZM89 76V75H88ZM90 76V77H91ZM94 76V75H93ZM95 76H97V75H95ZM126 76V75H125ZM130 76H127V78L128 77H130ZM132 76H135V75H132ZM204 76V75H203ZM203 76H201V78H203ZM213 76V75H212ZM228 75H225V78H221V77H223L222 75H221V79L219 80L218 78L219 77H217V76H213V79H209V81L211 80V81H213V82H211V83H208V82H206V80H207V77H209V76H207V77H204L205 78V81L203 80H201L202 82H206L205 84H213L215 87H213V90H217V88L220 90V87H221V90L222 89H224L222 92H224V91H226V93L227 92H230L231 94H233L234 92H233V89H234V87H233V89H232V87H231V85H230V78H228L227 77ZM232 76V75H231ZM7 77H9L8 75H7ZM58 77V76H57ZM85 78L87 77V76H84ZM98 77V76H97ZM123 77V76H122ZM145 77H146V75H145ZM150 77V76H149ZM161 77V76H160ZM233 77V76H232ZM11 78V77H10ZM15 78V77H14ZM20 78V77H19ZM42 78V77H41ZM61 78H59L58 80H60ZM88 78V77H87ZM93 78V77H92ZM124 78V77H123ZM136 78V81H137V78L138 77H135ZM156 78H157V76H156ZM210 78H212L211 76H210ZM13 79V78H12ZM52 79V78H51ZM61 79V80H62ZM80 79H82L81 77H80ZM94 79V78H93ZM142 79H144L145 80V78H143L142 77ZM147 79V78H146ZM194 79V78H193ZM233 79H234V77H233ZM6 80V79H5ZM39 80V79H38ZM55 80H56V78H55ZM70 80H68L69 81V83H72V82H70ZM79 80V79H78ZM143 80V81H144ZM149 80H151L152 81V78L150 77L149 78ZM183 80V79H182ZM3 81V80H2ZM9 81V80H8ZM34 81V80H33ZM129 81V80H128ZM187 81V80H186ZM186 81H184V82H186ZM195 81V80H194ZM198 81H197V83H198ZM219 81V82H218ZM32 82V81H31ZM49 82V81H48ZM51 82V81H50ZM61 82V81H60ZM58 83V85H60L61 83ZM87 82H89L90 84H92V83H94L93 82V80L92 81H88L87 80ZM87 82H85V80L84 81H82V83H87ZM127 82V81H126ZM145 82H146V80H145ZM150 82V81H149ZM149 82H148V79H147V84H149ZM180 82V81H179ZM190 82V81H189ZM227 82V83H226ZM228 82H230L229 84H228ZM1 83V82H0ZM3 83V82H2ZM1 83V84H2ZM6 83V82H5ZM8 83V82H7ZM67 82H65V84H66ZM124 83V82H123ZM139 83V82H138ZM141 83V82H140ZM167 83V82H166ZM196 83V82H195ZM201 83V82H200ZM204 83H202L203 85H205ZM0 84V85H1ZM89 84V85H90ZM126 84V83H125ZM130 84H133V83H131V82H127V85H129L130 86ZM137 84V83H136ZM142 84V83H141ZM151 84V83H150ZM12 85H14V84H12ZM17 85V84H16ZM19 85H20V83H19ZM22 85V84H21ZM44 85V84H43ZM67 85V84H66ZM69 85V84H68ZM73 85V84H72ZM78 85V84H77ZM85 85H87V84H85ZM120 85V84H119ZM119 85H118V87L116 88V89H119L120 87H119ZM126 85V86H127ZM138 85V84H137ZM137 85H135L134 87L135 88H137L136 86ZM198 85H200L201 86V84H199L198 83ZM202 85V86H203ZM4 86V85H3ZM75 86V85H74ZM80 86V85H79ZM83 85L81 84V87H82ZM143 86V85H142ZM151 86V85H150ZM153 86H155V85H153ZM176 86V85H175ZM189 86H190V84H189ZM196 86V85H195ZM227 86V87H226ZM257 86V87H256ZM1 87V86H0ZM65 87V86H64ZM70 87V86H69ZM69 87H67L66 86V88H67V90L69 89ZM78 87V86H77ZM77 87L75 88V89H77ZM90 87V86H89ZM103 87V88H104ZM166 87H167V85H166ZM188 87V86H187ZM187 87H186V89H185V91L187 90ZM194 87V86H193ZM204 87V86H203ZM61 88V87H60ZM63 88V87H62ZM87 88H88V86H87ZM91 88V87H90ZM88 89L89 91L90 90H92V89ZM94 88V87H93ZM102 88V89H103ZM150 88V87H149ZM156 88V87H155ZM170 88V87H169ZM180 88H181V86H180ZM185 88V87H184ZM184 88L182 87L181 89H180V92L179 93H181V91H184ZM190 88H191V86H190ZM200 88V87H199ZM206 88V87H205ZM4 89V88H3ZM10 89H11V87H10ZM12 89H15V88H12ZM75 89H73V90H75ZM80 89H82V88H80ZM79 89V90H80ZM85 90L84 91H88L87 89H86V87L84 88ZM98 89V88H97ZM96 89V90H97ZM101 89V88H100ZM140 89H142V88H140ZM160 89V88H159ZM167 89V88H166ZM237 88H235V90H236ZM1 90V89H0ZM7 90V89H6ZM71 89H69V91H70ZM95 89H94V91H96ZM103 90H105V89H103ZM120 90V89H119ZM144 90V89H143ZM155 90V89H154ZM161 90V89H160ZM173 90V89H172ZM195 90H198L197 89V86H196V89ZM200 90H201V88H200ZM200 90H198V91H200ZM202 90H203V88H202ZM218 90V91H219ZM100 91H102V90H100ZM107 91V92H108ZM109 91V92H110ZM145 91V90H144ZM170 91V90H169ZM174 91V94L175 95H173L172 94V96H175V98L174 97H172L173 99H171L170 98V95L168 94V96H169V99L166 97V93H165V97H164V101H165V99L167 100L166 102H168L169 101V103L168 104H170V103H172V101H173V103H174V101H176V100H178V98H177V94L175 93V89L173 90ZM177 93H178V91H179V87L177 88ZM184 91V92H185ZM203 91H205V90H203ZM203 91L201 92V94L203 93ZM217 91V92H218ZM237 91V90H236ZM11 92H12V90H11ZM104 92V91H103ZM162 92V91H161ZM167 92V91H166ZM186 92H189V93H191V89H190V91L189 90H187ZM221 92V93H222ZM92 93V92H91ZM102 93V92H101ZM171 93V92H170ZM192 93H194L193 91H192ZM191 93V95H190V99H189V101L187 100V102H189L187 105H185V103L183 102V100H184V97H183V100L181 101L182 103L180 104H176V105H181L182 106V110H180V106L179 107H176V105L174 106V107H172V104H171V107L169 108V111H166V115H165V113L163 114V112L162 111H157L159 114L160 113H162L163 115H164V117L163 118H169V120H171V121H176V122H178L177 120H180L181 122H183L184 124H185V122L186 121H188L189 123H192L193 124V126H195V125H198V126H201L202 125V127H203V129L204 128H208V127H205V126H203V122H201V121H198L199 119H201V118H199V116H198V119L197 120H195V118H193L194 117V115H196L197 113H201V112H204V113H208L207 112V110L206 109H208V108H204V107H206L205 106V104L208 102L207 100H205L204 102H205V104H203L202 102H201V105H200V102H199V98L201 97L200 95V93L198 92V93H194V94H192ZM205 93H207L206 91H205ZM209 93H212L211 91H209ZM230 93H228V94H230ZM239 93V92H238ZM74 95H75V93H73ZM89 94V93H88ZM103 94V93H102ZM153 94V93H152ZM164 94V93H163ZM161 95V96H164V95ZM187 94V93H186ZM214 94V93H213ZM223 94H225V93H223ZM244 93H242L241 95H243ZM1 95H2V92H0V97H1ZM18 95H20V94H18ZM107 95V94H106ZM110 95H111V93H110ZM158 95V94H157ZM182 95V94H181ZM210 96L209 97H211V99L210 100H212L213 98H212V96H211V94H209ZM235 95V94H234ZM238 95V94H237ZM4 96V95H3ZM3 96H2V98H3ZM90 96V95H89ZM109 96V95H108ZM114 96V95H113ZM112 96V97H113ZM149 96V95H148ZM223 96V95H222ZM227 96V95H226ZM239 96H240V94H239ZM258 96H259V99H258ZM261 96V97H260ZM95 97V96H94ZM99 98H100V100H98L99 101V105L101 106L103 103H102V101H103V99L101 98V97H103V96H98ZM154 97H155V95H154ZM157 97V96H156ZM156 97H155V99H156ZM180 97H182V96H180ZM185 97H187V96H185ZM207 97V96H206ZM208 97V98H209ZM213 97H214V95H213ZM231 97V96H230ZM229 97V98H230ZM4 98H5V96H4ZM67 98V97H66ZM65 98V99H66ZM93 98V97H92ZM96 98V97H95ZM94 98V99H95ZM108 99V97L107 96H105V100L107 101V99ZM177 98V99H176ZM215 98V97H214ZM234 98H236V97H234ZM239 98V97H238ZM12 99V98H11ZM20 99V98H19ZM98 99V98H97ZM96 99V100H97ZM112 99V98H111ZM148 99V98H147ZM155 99H153L152 100V102L153 101H155ZM159 99V98H158ZM224 99V98H223ZM246 99V98H245ZM257 99V100H256ZM4 100V99H3ZM2 100V101H3ZM16 100V99H15ZM88 100H90V99H88ZM102 100V101H101ZM136 100V99H135ZM149 100V99H148ZM200 100H201V98H200ZM225 100V99H224ZM231 100V99H230ZM233 100V99H232ZM231 100V101H232ZM238 100H241V99H238ZM244 100V99H243ZM249 100V99H248ZM253 100V101H254ZM1 101V100H0ZM1 101V102H2ZM98 101H97V103H98ZM101 101V102H100ZM109 102H110V99L108 100ZM108 101L107 102H105V104L106 103H108ZM115 101V100H114ZM113 101V102H114ZM122 101V100H121ZM156 101H159L160 102V99L159 100H157L156 99ZM180 101V100H179ZM178 101V102H179ZM186 101V100H185ZM214 101V100H213ZM212 101V102H213ZM0 102V103H1ZM90 102V101H89ZM92 102H94L93 104H94V107L97 109V111H98V108L100 109V106H97V103L93 100ZM104 102V101H103ZM112 102V101H111ZM110 102V103H111ZM129 102V101H128ZM186 102V103H187ZM261 102H263V100L261 101ZM260 102V103H261ZM9 103V102H8ZM21 103V102H20ZM64 103V102H63ZM96 103V104H95ZM101 103V104H100ZM116 103V102H115ZM114 103V104H115ZM149 103V102H148ZM183 103H184V105L185 106H188V107H185V106H183ZM209 103V102H208ZM232 104L231 105H233V106H235L236 105V108H235V110H237L238 111V117H237V119H238V123H239V119H240V122H241V119L243 118V117H241V114L242 115H248V114H245L244 113V107H246L247 109V113H251V111H252V109L249 107V103L248 102H246L245 104H246V106L244 105V104H238V101L235 103V101L233 102H231ZM259 103V104H260ZM15 104H16V102H15ZM122 104V103H121ZM125 104L126 103H124L123 104V107L122 108H124V106H125ZM145 104V103H144ZM150 105H153L154 106V104H151V103H149ZM216 104V103H215ZM251 104V103H250ZM12 105V104H11ZM92 105V104H91ZM96 105V106H95ZM107 105V104H106ZM134 105V104H133ZM143 105V104H142ZM156 105V104H155ZM174 105V104H173ZM190 105V106H189ZM208 105V104H207ZM211 105V104H210ZM252 105V104H251ZM253 105H254V103H253ZM255 105H257V103H255ZM105 106V105H104ZM119 106L120 105H118L116 108H119ZM136 106V105H135ZM145 107L144 108H146V106H147V104H145L144 105ZM157 107H158V104L156 105ZM160 106L163 108V110H164V104H163V106L162 105H159V107H158V109H160ZM167 105H165V107H166ZM209 106V105H208ZM259 106V105H258ZM3 107H4V105H3ZM93 107V108H94ZM106 107H108V110H110L111 112L113 111V108H114V105L112 104H108ZM106 107H102L101 106V108L104 110ZM142 107V106H141ZM155 107V106H154ZM167 107H169V105L167 106ZM167 107H166V110H167ZM211 107H212V105H211ZM253 107V106H252ZM24 108V107H23ZM148 109H149V107H147ZM218 109H219V105H218V107H217ZM223 108H229V107H223ZM92 109V108H91ZM115 109V108H114ZM126 109V108H125ZM138 109V108H137ZM150 109H151V107H150ZM154 109V108H153ZM157 109V108H156ZM203 109V110H202ZM212 109V108H211ZM215 109V108H214ZM233 109H234V107H233ZM263 109V108H262ZM45 110V109H44ZM63 110V109H62ZM95 110V109H94ZM120 111V109H117V112H119ZM146 110V109H145ZM199 110H201V112H199ZM208 110H210V109H208ZM215 110H217V109H215ZM227 110H229V109H227ZM259 110H261V109H259ZM96 111V110H95ZM129 111V110H128ZM149 111H151V110H149ZM198 111V112H197ZM206 111V112H205ZM211 111V110H210ZM212 111H213V109H212ZM220 111V110H219ZM218 111V112H219ZM43 112V111H42ZM45 112V111H44ZM46 112H47V110H46ZM94 112V111H93ZM100 112V111H99ZM115 112H116V110H115ZM154 112H155V110H154ZM215 112V111H214ZM231 113L233 112V111H230ZM235 112V111H234ZM17 113V112H16ZM130 113V112H129ZM203 113V114H204ZM222 113V112H221ZM224 113V112H223ZM236 113L237 112H235V116H236ZM259 113V112H258ZM22 114V113H21ZM107 114H109V112H107L106 113V115ZM112 114H113V112H112ZM111 114V115H112ZM212 114V116H213V112L211 113ZM232 114H234V113H232ZM262 114V113H261ZM261 114H260V116H259V120H261V121H259L260 122V125L261 126H264L263 124H264V118H261ZM79 115V114H78ZM116 115V114H115ZM154 115V114H153ZM210 115V114H209ZM221 115V116H220ZM220 115H214V117H218L220 120H222L221 122L223 123V125L225 124L223 121L227 118L228 119V114L226 115V114H224V115H226L224 118L225 119H223V118H220V117H222V114H220ZM223 115V116H224ZM257 115V114H256ZM9 116V115H8ZM151 116V115H150ZM156 116H158L157 114H156ZM202 116V115H201ZM220 116V117H219ZM231 116V115H230ZM3 117V116H2ZM115 117V116H114ZM120 117V116H119ZM146 117H148L147 116V114H146ZM154 117V116H153ZM159 117H162L161 115L159 116ZM159 117H157V119L159 118ZM205 117H208V120H209V117H211V116H206L205 114H204V118ZM214 117H212V120H210V121H214L212 124L213 125H215V127L218 129V127L220 126V124H218L219 122H220V120L218 119H215ZM248 117V116H247ZM249 117H251V116H249ZM254 117V116H253ZM264 117V116H263ZM67 118V117H66ZM163 118H162V120L160 121V122H162V121H164L163 120ZM203 118V117H202ZM214 118V119H213ZM230 118H232V119H230ZM229 119L230 120H233V117L231 116ZM13 119V118H12ZM53 119V118H52ZM154 119V118H153ZM211 119V118H210ZM246 119V118H245ZM245 119H244V122L246 123V121H245ZM248 119V118H247ZM257 119H258V116H257ZM4 120V119H3ZM3 120H1V121H3ZM88 120V119H87ZM87 120H86V122H87ZM91 120V119H90ZM114 120V119H113ZM121 120V119H120ZM119 120V121H120ZM123 120V119H122ZM145 120V119H144ZM143 120V121H144ZM155 120V119H154ZM159 120V119H158ZM203 120V119H202ZM230 120H228V121H230ZM254 120H256V118H254ZM0 121V123L2 124V122ZM6 121V120H5ZM12 121V120H11ZM10 120H9V122H11ZM89 121V120H88ZM139 121V120H138ZM137 121V123L138 124H140V122H138ZM142 121V122H143ZM165 121H167V120H165ZM171 121H169V123H171ZM179 121V122H180ZM210 121H209V124L207 125V126H209L210 125ZM219 121V122H218ZM227 121V120H226ZM234 121V120H233ZM232 121V122H233ZM235 121L237 122V120L235 119ZM234 121V122H235ZM251 122H253V119L252 120H250ZM113 122V121H112ZM136 122V121H135ZM154 122V121H153ZM178 122V123H179ZM204 122H205V119H204ZM233 122V123H234ZM243 122V123H244ZM251 122L249 123V124H251ZM263 122V123H262ZM17 123V122H16ZM126 123V122H125ZM162 123H164V122H162ZM172 123H174V122H172ZM171 123V124H172ZM187 123V122H186ZM200 123H201V125H200ZM221 123V124H222ZM228 123H231V122H227L226 124H227V129L229 128L228 127ZM242 123V125H245V124H243ZM247 123H248V120H247ZM257 124H258V122H256ZM0 124V125H1ZM110 124V123H109ZM118 124V123H117ZM124 124V123H123ZM142 124H144V122L142 123ZM151 124V123H150ZM155 124V123H154ZM171 124H169V125H171ZM177 124V123H176ZM195 124V125H194ZM205 124H206V122H205ZM225 124V125H226ZM4 125H5V123H4ZM57 125V124H56ZM92 125V124H91ZM91 125H89V126H91ZM98 125V124H97ZM105 125V124H104ZM164 125H166L165 123H164ZM180 125H182V124H180ZM212 125V126H213ZM223 125H221L224 129L226 128V126L224 127ZM230 125V127H232V124H229ZM235 125H238V124H235ZM234 125V126H235ZM247 125V124H246ZM246 125H245V127H246ZM253 125V124H252ZM16 126V125H15ZM19 126V125H18ZM114 126V125H113ZM141 126H144V125H141ZM160 126H161V124H160ZM172 126H174V125H172ZM172 126H170V127H172ZM190 126H191V124H190ZM192 126V127H193ZM219 127V129L220 128H222V127ZM234 126H233V129H234ZM241 126V124L239 125V127ZM248 126V125H247ZM250 126V125H249ZM248 126V127H249ZM260 126V127H261ZM2 127V126H1ZM51 127H53V126H51ZM108 127V126H107ZM110 127V126H109ZM126 127H127V125H126ZM129 127V126H128ZM151 127H152V125H151ZM157 127V126H156ZM159 127V126H158ZM163 127V126H162ZM168 127V126H167ZM179 127V126H178ZM187 127V126H186ZM188 127H189V125H188ZM196 127V126H195ZM201 127V128H202ZM238 127V128H239ZM243 127V126H242ZM256 127H258V126H256ZM255 127V130H253V132H255L256 130H257V128ZM3 128H5V127H3ZM3 128H2V130H3ZM10 128V126H8V128L6 127L5 129L6 130H8ZM12 128V127H11ZM78 128V127H77ZM120 128V127H119ZM124 128H125V126H124ZM131 128H133L132 126H131ZM176 128V127H175ZM182 128H183V125H182ZM185 128V127H184ZM183 128V129H184ZM191 127H189L188 129H190ZM238 128H237V130H238ZM244 128V127H243ZM49 129V128H48ZM86 129V128H85ZM159 129V128H158ZM173 129V128H172ZM182 129V130H183ZM197 130V127L196 128H191V130H193V131H191L192 133L194 132V134L193 135H195V134H197V133H195V131L194 130ZM212 129H214V130H210V129H207V130H209L210 131V133L209 132H207V131H205V132H207V134L209 133V134H212V132L213 131H215L216 129L215 128H212ZM224 129H221L222 131H224ZM249 129V128H248ZM260 129V128H259ZM262 129H264V128H262ZM261 129V130H262ZM1 130V131H2ZM29 130V129H28ZM54 130V129H53ZM97 130V129H96ZM100 130V129H99ZM113 130V129H112ZM126 130V129H125ZM130 130V129H129ZM134 130H135V127H134ZM134 130H132V131H134ZM136 130H138V129H136ZM136 130L134 131V132H136ZM169 130V129H168ZM179 130V129H178ZM185 130V129H184ZM184 130H183V133H184ZM236 130V131H237ZM239 130H240V128H239ZM244 130H245V128H244ZM247 130V129H246ZM246 130H245V133H246ZM251 130H252V127H251ZM5 131V130H4ZM19 131V130H18ZM87 131V130H86ZM104 131V130H103ZM131 131V130H130ZM139 131V130H138ZM141 131V130H140ZM171 131V130H170ZM175 131V130H174ZM218 131L219 130H216L215 132L216 133H218ZM249 131V130H248ZM263 131V130H262ZM261 131V132H262ZM14 132V131H13ZM28 132V131H27ZM110 132V131H109ZM112 132V131H111ZM115 132V131H114ZM114 132H113V134H114ZM118 132H121V131H118ZM148 132V131H147ZM165 132V131H164ZM176 132V131H175ZM180 132H181V128H180ZM186 132H187V130H186ZM185 132V133H186ZM198 132V131H197ZM215 132H213L214 134H215ZM225 132H227V130L225 129ZM240 132H242V129H241V131ZM252 132V131H251ZM34 133V132H33ZM45 133V132H44ZM103 133V132H102ZM108 133V132H107ZM115 133H117V131L115 132ZM122 133V132H121ZM124 133V132H123ZM128 134L130 133V132H127ZM137 134H138V132H136ZM177 133V132H176ZM176 133H174L175 135H176ZM220 133V132H219ZM222 134H223V132H221ZM230 133V132H229ZM233 133V132H232ZM242 133H244V132H242ZM244 133V134H245ZM257 133V131L255 132V134ZM11 134V133H10ZM16 134V133H15ZM21 134H23V133H21ZM53 134V133H52ZM55 134V133H54ZM125 134H126V132H125ZM136 134V135H137ZM151 134V133H150ZM172 134V133H171ZM181 135H183L182 133H180ZM190 134V131H188V133H187V135H189ZM201 134V133H200ZM203 134H206V133H202V135ZM208 134V135H209ZM246 134H249L248 132L246 133ZM254 133H252V135H253ZM260 134V133H259ZM261 134H263V132L261 133ZM0 135H1V133H0ZM105 135V134H104ZM103 135V136H104ZM110 135V137H111V133L109 134ZM109 135H108V137H109ZM131 135V134H130ZM132 135H133V133H132ZM135 135V134H134ZM133 135V136H134ZM139 135H140V132H139ZM139 135H138V137H139ZM154 135V134H153ZM153 135H151V136H153ZM192 135V136H193ZM213 135V134H212ZM224 135V134H223ZM239 135H243V134H241V133H239ZM258 135V134H257ZM257 135H255V136H257ZM11 136V135H10ZM18 136V135H17ZM25 136V135H24ZM48 136V135H47ZM59 136V135H58ZM85 136V135H84ZM117 136V135H116ZM191 136V135H190ZM190 136H188L189 138H190ZM198 136H200V135H198ZM214 136H217V134L216 135H214ZM213 136V138L215 139L216 137H214ZM226 136V135H225ZM238 136V135H237ZM241 136H240V138H241ZM245 136V135H244ZM243 136V137H244ZM261 136V135H260ZM27 137V136H26ZM66 137V136H65ZM63 138V142H64V140L66 139V138ZM128 137V136H127ZM135 137V136H134ZM133 137V138H134ZM149 137V136H148ZM184 137V136H183ZM209 137V136H208ZM220 137H224V136H220ZM220 137H218V139H222V138H220ZM227 137H228V135H227ZM231 137V136H230ZM234 137L236 138V136L234 135ZM234 137H231L230 139H232V138H234ZM22 138H24V137H22ZM29 138H30V136H29ZM53 138V137H52ZM105 139V137H102V139ZM116 138V137H115ZM123 138H125V137H123ZM137 138V137H136ZM147 138V137H146ZM150 138V137H149ZM154 138V137H153ZM188 138V139H189ZM212 138V139H213ZM245 138V137H244ZM253 137H251L250 139H252ZM19 139V138H18ZM36 139V138H35ZM62 139V138H61ZM76 139H78V138H76ZM101 139V140H102ZM121 139V138H120ZM130 139H132V138H130ZM138 139V138H137ZM144 139V138H143ZM154 139H156V138H154ZM158 139V138H157ZM156 139V140H157ZM187 139V138H186ZM203 139V138H202ZM205 139V138H204ZM207 139H209V140H211V138H207ZM207 139H205V140H207ZM217 139V140H218ZM224 139H229V138H224ZM223 139V140H224ZM250 139H248V141L250 140ZM256 139V138H255ZM45 140V139H44ZM48 140V139H47ZM96 140V139H95ZM106 140V139H105ZM113 140V139H112ZM134 140H136V139H134ZM139 140V139H138ZM141 140V139H140ZM139 140V141H140ZM146 140V139H145ZM145 140H143V142L145 141ZM176 140V139H175ZM185 140V139H184ZM209 140H207L208 142H209ZM237 140V139H236ZM239 140V139H238ZM22 141V140H21ZM56 141H58V140H56ZM66 141V140H65ZM103 141V140H102ZM108 141H110V140H108ZM115 141V140H114ZM119 140L117 139V142H118ZM137 141V140H136ZM136 141L134 142V144L136 143ZM148 142H149V139L147 140ZM155 141V140H154ZM202 141V140H201ZM213 141V140H212ZM215 141V140H214ZM219 141V140H218ZM222 140H220L219 142H221ZM225 141V140H224ZM224 141H222V143L224 142ZM251 141H253V140H251ZM258 141H260V140H257L256 142H258ZM264 141V138H263V140H262V142ZM12 142V141H11ZM54 142V141H53ZM76 142V141H75ZM113 142V141H112ZM138 142V141H137ZM142 142V141H141ZM142 142V143H143ZM199 142V141H198ZM207 142V143H208ZM219 142H218V145H219ZM232 142V141H231ZM235 142V141H234ZM236 142H238V141H236ZM235 142V143H236ZM241 142V141H240ZM261 142V141H260ZM124 143V142H123ZM140 143V142H139ZM139 143H138V146H139ZM179 143V142H178ZM200 143V142H199ZM203 143V142H202ZM201 143V144H202ZM206 143V142H205ZM209 143H211V142H209ZM226 143V142H225ZM225 143H223V144H225ZM1 144V143H0ZM12 144V143H11ZM141 144V143H140ZM145 143H143L142 145H144ZM149 144V143H148ZM147 144V142H146V144L144 145V146H147L148 145ZM180 144H182V143H180ZM200 144V145H201ZM212 144H213V142H212ZM212 144H211V146L210 147H212L213 148V146H212ZM214 144H216V142H214ZM213 144V145H214ZM223 144H221V145H219V146H222ZM226 144H228V143H226ZM234 144V143H233ZM13 145V144H12ZM136 145V144H135ZM188 145V144H187ZM186 145V146H187ZM196 145V144H195ZM198 145V144H197ZM207 145H209V144H207ZM241 145V144H240ZM30 146V145H29ZM33 146V145H32ZM37 146V145H36ZM60 146H61V144H60ZM98 146V145H97ZM149 146V145H148ZM161 146V145H160ZM164 146H166V145H164ZM167 146H169V145H167ZM172 146V145H171ZM184 146V145H183ZM185 146V147H186ZM204 146H205V144H204ZM227 146V145H226ZM247 146V145H246ZM14 147V146H13ZM55 147V146H54ZM62 147V146H61ZM73 147V146H72ZM104 147V146H103ZM120 147V146H119ZM142 147V146H141ZM150 147V146H149ZM149 147H146V148H149ZM175 147H177L176 145H175ZM56 148V147H55ZM58 148V147H57ZM156 148V147H155ZM154 148V149H155ZM182 148V147H181ZM203 148V147H202ZM207 148V147H206ZM223 148V147H222ZM232 148V147H231ZM52 149V148H51ZM66 149V148H65ZM75 149V148H74ZM133 149L134 150H136L135 148H132V151H133ZM143 149V148H142ZM151 149H153V148H151L150 147V150ZM162 149V148H161ZM167 149V148H166ZM170 149V148H169ZM199 149V148H198ZM258 149V148H257ZM260 149V148H259ZM50 150V149H49ZM62 150V149H61ZM78 150V149H77ZM90 150H91V148H90ZM144 150L145 149H143V152H144ZM171 150V149H170ZM194 150H195V148H194ZM204 150V149H203ZM213 150V149H212ZM216 150V149H215ZM219 150V149H218ZM38 151V150H37ZM40 151V150H39ZM52 151V150H51ZM94 151V150H93ZM115 151V150H114ZM146 151H148V149L146 150ZM177 151V150H176ZM185 151H186V149H185ZM188 151V150H187ZM196 151V150H195ZM211 151V150H210ZM252 151V150H251ZM258 151V150H257ZM41 152H43V150L41 151ZM41 152H39L40 154H42ZM62 152V151H61ZM66 152V151H65ZM65 152L63 153V154H65ZM68 153H70L69 152V150L67 151ZM66 152V155L68 154ZM135 152V151H134ZM181 152V151H180ZM180 152H178L179 154H180ZM208 152V151H207ZM214 152V151H213ZM249 152H250V150H249ZM38 153V152H37ZM44 153V152H43ZM51 153L52 152H50L49 154L51 155ZM56 153V152H55ZM59 154H60V151L58 152ZM115 153V152H114ZM136 154H137V157H139V155H138V153L140 154V152H135ZM135 153H133V154H135ZM145 153V152H144ZM143 153V154H144ZM148 152H146V154H147ZM151 153H152V150H151ZM155 153V155H157V153L156 152H154ZM184 153V152H183ZM189 153V152H188ZM187 153V154H188ZM216 153V152H215ZM219 153V152H218ZM264 153V152H263ZM32 154V153H31ZM132 154V155H133ZM176 154V153H175ZM185 154V153H184ZM191 154V153H190ZM189 154V155H190ZM197 154V152L195 153V155ZM206 154H209V153H206ZM210 154H212V153H210ZM222 154H223V152H222ZM34 155V154H33ZM33 155H32V157H33ZM52 155H54V154H52ZM61 155V154H60ZM169 155V154H168ZM182 155V154H181ZM215 155V154H214ZM219 155L221 156V154L219 153ZM241 155V154H240ZM261 155V154H260ZM36 156V155H35ZM109 156V155H108ZM118 156V155H117ZM140 156L142 157L143 155L142 154H140ZM177 156V155H176ZM192 156V155H191ZM193 156H194V154H193ZM198 156V155H197ZM258 156V155H257ZM264 156V155H263ZM60 157H64V156H60ZM66 157V156H65ZM64 157V158H65ZM84 157V156H83ZM87 157V156H86ZM121 157V156H120ZM135 157V156H134ZM146 157V156H145ZM158 157V156H157ZM161 157V156H160ZM211 157V156H210ZM216 157V156H215ZM250 157V156H249ZM252 157V156H251ZM250 157V158H251ZM42 158V157H41ZM63 158V159H64ZM78 158V157H77ZM187 158V157H186ZM194 158V157H193ZM198 158V157H197ZM201 158H202V156H201ZM214 158V157H213ZM219 158V157H218ZM253 158H257V157H253ZM253 158H251V159H253ZM258 158H259V156H258ZM257 158V159H258ZM261 158V157H260ZM10 159V158H9ZM16 159V158H15ZM35 159H36V157H35ZM62 159V158H61ZM62 159V160H63ZM75 159V158H74ZM84 159V158H83ZM115 159V158H114ZM118 159V158H117ZM138 159H140V157L138 158ZM142 159V158H141ZM160 159V158H159ZM158 159V160H159ZM183 159V158H182ZM190 159V158H189ZM211 159H212V157H211ZM263 159V158H262ZM1 160V159H0ZM6 160H8V159H6ZM13 160V159H12ZM65 160V159H64ZM78 160H79V158H78ZM98 160V159H97ZM128 160V159H127ZM136 160V159H135ZM155 160V159H154ZM163 160V159H162ZM174 160V159H173ZM245 160V159H244ZM260 160V159H259ZM259 160H258V162L256 161V160H253L254 161V163L255 164H259ZM10 161H11V159H10ZM17 161V160H16ZM26 161V160H25ZM61 161V160H60ZM105 161V160H104ZM103 161V162H104ZM109 161V160H108ZM126 161V160H125ZM139 161H141V160H139ZM160 161V160H159ZM167 161H169V162H171V160H168L167 159ZM167 161H166V163H167ZM178 161V160H177ZM202 160H196L195 161V159H193V160H189L188 162H184V164H182V165H180L181 163H178V165L179 166H174V167H170L169 165V163H167V165L168 166H166V165H164L162 162H160L159 164L160 165H158V167L156 168V166H155V164L157 163V161L155 162V163H153L154 164V166L152 167V168H155L154 170L152 169V171L154 172V176H155V178H157V179H165V178H182V177H185L186 175H188V174H190V173H192L193 174V177H194V173H193V171L195 172V173H198V172H200V173H203L204 172V170H203V172H201L200 171V167H198V163L200 164V165H202L200 162H201ZM230 161H231V158H230ZM242 161H243V159H242ZM263 162H264V159L262 160ZM0 162H2V161H0ZM3 162H5V161H3ZM7 162V161H6ZM5 162V163H6ZM11 162H13V161H11ZM58 162H59V160H58ZM152 162H154V161H152ZM164 162V161H163ZM181 162V161H180ZM193 162L194 163H196V162H198V163H196V164H193ZM220 162H221V160H220ZM244 162V161H243ZM247 162V161H246ZM246 162H244L243 163V165L246 163ZM252 162V161H251ZM263 162H261V163H263ZM61 163V162H60ZM93 163V162H92ZM91 163V164H92ZM95 163V162H94ZM106 163V162H105ZM183 163V162H182ZM202 163H205V162H202ZM207 163V162H206ZM237 163H240V162H237ZM248 163V162H247ZM260 163V164H261ZM22 164V163H21ZM59 164V163H58ZM100 164V163H99ZM101 164H102V162H101ZM104 164V163H103ZM127 164V163H126ZM172 164H174V163H172ZM208 164V163H207ZM227 164V163H226ZM229 164V163H228ZM250 164H252V163H250ZM255 164H253L254 166H255ZM264 164V163H263ZM10 165V164H9ZM15 165H19V164H15ZM23 165V164H22ZM57 165V164H56ZM56 165H54V166H56ZM84 165V164H83ZM138 165V164H137ZM141 165V164H140ZM196 165H197V167H196ZM205 166H206V168L208 167L206 164H204ZM221 165V164H220ZM232 165V164H231ZM13 166V165H12ZM21 166V165H20ZM19 166V167H20ZM71 166V165H70ZM89 166V165H88ZM142 166V165H141ZM173 166V165H172ZM222 166H224V164L222 165ZM229 166V165H228ZM227 166V167H228ZM233 166H234V164H233ZM238 166L239 165H237L236 163H235V167L234 168H232V172H227V173H230V174H228V175H231V176H235V174L234 173H237V172H235V168H238ZM241 166V165H240ZM240 166H239V168H240ZM252 166V165H251ZM9 167H11V166H9ZM99 167V166H98ZM98 167H97V169H98ZM113 167H115V165L113 166ZM117 167V166H116ZM116 167H115V170H116ZM123 167H124V165H123ZM127 167V166H126ZM125 167V168H126ZM130 169H129V168ZM127 168L129 169V171L130 172H132V173H130V172H127V174L129 173L130 174V176H131V174H132V176L134 175V171H132V167H133V165H131V167L130 166H128ZM137 167H140V166H137ZM135 168V169H138V168ZM215 166H213V168H214ZM224 167H226V166H224ZM226 167V168H227ZM243 167V166H242ZM245 167V166H244ZM249 167V168H248ZM247 167V169L245 168V172H247V171H250L251 169V167L250 166H248ZM8 168V166L6 167V166H4V165H0V189H2V188H5V187H9L11 184H13L15 181H17V180H15L14 182L12 181L13 180V178L10 176L11 174H10V171L8 172L6 169ZM18 167L16 166V169H17ZM22 168V170L21 171H23V170H25V169H23V166L21 167ZM26 168H28V167H26ZM44 168H46V166L44 167ZM43 168V169H44ZM50 168L51 167H49V170H50ZM55 168H57V166L55 167ZM65 169H66V167H64ZM74 168V167H73ZM72 168V166H71V169H73ZM78 168V167H77ZM91 168V167H90ZM90 168H89V170H90ZM104 168V167H103ZM112 168V167H111ZM111 168H109V169H111ZM118 168H120V166H118L117 167V169ZM126 168V169H127ZM141 168V167H140ZM200 168V169H199ZM203 168V167H202ZM252 168H254L253 166H252ZM12 170V167L11 168H9V170ZM19 169V168H18ZM12 170V171H20V169L19 170ZM30 169V168H29ZM27 170V171H30V170ZM58 169V168H57ZM70 169V170H71ZM75 169V168H74ZM96 169V168H95ZM94 169V170H95ZM109 169H107L108 171H110ZM121 169H122V166H121ZM134 169V170H135ZM198 169V172H196V170ZM209 169L210 168H208V171H209ZM211 169H212V167H211ZM230 169V168H229ZM241 169V168H240ZM242 169H244V168H242ZM250 169V170H249ZM33 170V169H32ZM56 170V169H55ZM59 171L60 170H62V169H58ZM77 170V169H76ZM84 170H87V168H85ZM83 170V171H84ZM125 170V169H124ZM202 170V169H201ZM219 170V171H218ZM224 170V169H223ZM237 170H239V169H237ZM47 171V170H46ZM58 171V172H59ZM67 171H68V169H67ZM72 171V170H71ZM103 171V170H102ZM104 171H105V169H104ZM104 171L102 172V173H104ZM125 171H127V170H125ZM136 171V170H135ZM226 171V170H225ZM243 171V170H242ZM13 172V173H14ZM54 172H56V171H54ZM80 172V171H79ZM88 171H86L85 172V174L87 173ZM121 172L122 171H120V174H121ZM137 172V171H136ZM210 172V171H209ZM16 173V172H15ZM24 173H27V172H24ZM23 173V174H24ZM28 173H33L32 171L31 172H28ZM47 173V172H46ZM53 173V172H52ZM51 173V175H49V174H45L44 176L43 175H41V174H39V176L41 175L42 177H43V179L41 180V181H44V184L45 183H49L50 181L51 182H56V181H58V183L60 184V182H66V183H72V181L73 180H75V179H77L76 177V175L75 176H73V174L71 175V174H62L63 176H61V174L59 175V173H58V176L57 177H55V178H53V174ZM61 173V172H60ZM63 173V172H62ZM101 173V174H102ZM116 173H119V171L117 172L116 171ZM126 173V172H125ZM139 174H137V178L139 177V175H140V173H141V170H140V172H138ZM150 173V172H149ZM208 173V172H207ZM214 173V172H213ZM216 175H220V177H218V178H222L221 176H223V174H227L226 172H223V171H221V168H217V170H216ZM239 173H242V172H239ZM244 173V172H243ZM243 173H242V175H240V176H243ZM54 174H57V173H54ZM89 174H91V173H89ZM100 173L98 172V175H99ZM104 174H106V173H104ZM110 174V173H109ZM119 174V175H120ZM122 174H124V171H123V173ZM121 174V175H122ZM191 174V175H192ZM199 174V173H198ZM210 174V173H209ZM232 174H234V175H232ZM83 175H84V173L82 174V176L81 177H83ZM88 175V174H87ZM92 175L94 176L95 175V173L94 172H92ZM113 175H115V174H113ZM119 175H117V176H119ZM120 175V176H121ZM141 175H143L142 173H141ZM141 175H140V177H139V180H140V178H141ZM201 176H204V175H202V174H200ZM210 175H212V177L214 176L213 174H210ZM237 175V174H236ZM47 176H50V177H48L47 178ZM110 176H112V174H110ZM116 175H115V177L113 176V177H110V178H108L109 180L112 178H114V179H117V178H119V177H117ZM123 176V175H122ZM126 176H128V175H125V178L124 179H126L127 177ZM130 176H129V178H130ZM131 176V177H132ZM144 176V175H143ZM15 177V176H14ZM27 177V176H26ZM25 177V178H26ZM31 177V176H30ZM89 177H92L91 175H88V176H85L84 178H85V180H86V178H89ZM96 177V176H95ZM94 177V178H95ZM99 177V176H98ZM106 177H107V174H106ZM108 177H109V175H108ZM124 177V176H123ZM145 177L147 178V176H146V174H145ZM145 177H142V178H145ZM192 177V178H193ZM208 177V176H207ZM206 177V179H208ZM210 177V176H209ZM223 177H226V176H223ZM228 177V176H227ZM237 177H238V175H237ZM248 177V176H247ZM246 177V178H247ZM21 178V177H20ZM28 178V177H27ZM26 178V180H28ZM37 178V177H36ZM79 178V177H78ZM103 178V177H102ZM120 178H122V177H120ZM144 179V181H147V179ZM185 178H189V177H185ZM191 178V177H190ZM217 178V177H216ZM229 178V177H228ZM16 179V178H15ZM24 179V178H23ZM101 179V178H100ZM106 179V180H105ZM107 178H103V180H102V182H107V181H109ZM111 179V180H112ZM113 179V180H114ZM132 179V178H131ZM149 179V178H148ZM151 179V178H150ZM152 179H153V177H152ZM174 179H173V181H174ZM194 179V178H193ZM201 179V178H200ZM199 179V180H200ZM259 179H260V177H259ZM35 180V179H34ZM80 180H81V178H80ZM84 180V179H83ZM96 180V179H95ZM98 180V179H97ZM121 180V179H120ZM123 180V179H122ZM121 180V182L122 183H124L123 185H125L127 182V180L125 181V180H123V181H125V182H123ZM130 180V179H129ZM129 180H128V182H129ZM136 180V179H135ZM134 180V181H135ZM155 180V179H154ZM179 180V179H178ZM177 180V182H179V183H181L180 181H178ZM203 180H204V178H203ZM18 181H19V176H18ZM22 181V180H21ZM32 181V180H31ZM30 181V182H31ZM37 181H39V179L37 180ZM88 181H89V179H88ZM91 181V180H90ZM133 181V182H134ZM141 181V180H140ZM149 182L151 181V180H148ZM148 181L146 182V183H148ZM166 181V180H165ZM172 181V182H173ZM181 181H183V180H181ZM210 181V180H209ZM243 181H245V179L243 180ZM252 181V180H251ZM27 182V181H26ZM29 182V181H28ZM30 182L27 184V186H29V184H30ZM75 182V181H74ZM93 182V181H92ZM97 182V181H96ZM113 182H115V181H113ZM113 182H112V184H113ZM132 182V181H131ZM164 182V181H163ZM184 182V181H183ZM187 182H189V181H187ZM191 182V181H190ZM196 182H198L197 180H196ZM23 183V182H22ZM38 183H40V184H42L41 182H38ZM53 183V184H54ZM58 183H56V184H58ZM62 183V184H63ZM94 184H95V186H94V184H93V186L95 187L94 189H96V190H98L97 188H100L101 187V185H100V187L98 186H96V184L97 183H95V182H93ZM111 183V182H110ZM118 183V182H117ZM117 183H116V185H117ZM122 183H121V185H122ZM135 183V182H134ZM152 183V182H151ZM150 183V184H151ZM193 183H194V181H193ZM200 183V182H199ZM214 183V182H213ZM227 183H228V181H227ZM251 183H253V182H251ZM32 184H34V182H32ZM52 184V185H53ZM100 184V183H99ZM115 184V183H114ZM113 184V185H114ZM136 184H138L137 183V181H136V183L134 184V186L136 185ZM142 184H144L143 182H142ZM141 184V185H142ZM149 184V183H148ZM149 184V185H150ZM157 184V183H156ZM156 184H154V185H156ZM177 184V183H176ZM182 184V183H181ZM181 184L179 185V184H177V185H179V186H181ZM226 184V183H225ZM259 184V183H258ZM17 185V184H16ZM64 185H65V183H64ZM69 185V184H68ZM71 185V184H70ZM69 185V186H70ZM74 185V184H73ZM82 185H83V183H82ZM81 185V186H82ZM86 185H89V184H87L86 183ZM90 185H92V184H90ZM89 185V186H90ZM115 185V186H116ZM119 186H120V182H119V184H118ZM118 185L116 186V188L118 187ZM122 185V186H123ZM140 184H138V186L140 187L141 186ZM171 186H174V184L173 183H171L170 184ZM176 185V186H177ZM184 185H186V183L184 184ZM193 185V184H192ZM197 186H198V184H196ZM206 185V182H205V184H204V186ZM217 185H218V183H217ZM228 185V184H227ZM230 185H231V183H230ZM237 185V184H236ZM254 185V184H253ZM256 185V184H255ZM11 186H13V185H11ZM35 186H36V184H35ZM54 186H55V184H54ZM60 186H61V188H62V185L60 184ZM59 186V187H60ZM66 187H68L67 186V184L65 185ZM92 186V187H93ZM104 186H110V185H105L104 184ZM115 186H114V192H115ZM126 186H128V184H126L125 185V187ZM133 186V187H134ZM138 186H137V188H138ZM143 186V185H142ZM145 186V185H144ZM151 186H152V189L153 188H155L156 189V186L155 187H153V184L152 185H150V188H151ZM157 186H158V188L159 189H163V190H165L166 191V189L165 188H163V187H161L160 188V185H158L157 184ZM165 186H168V185H165ZM175 186V187H176ZM187 186V185H186ZM208 186H209V184H208ZM208 186L206 187V189H208ZM240 186H242V185H240ZM260 186H262V185H260ZM17 187H19V186H17ZM29 187H31L30 189H32L33 187L30 185ZM37 187H39V186H37ZM37 187H34L33 188V190H37L38 188ZM44 187L46 188V185H44ZM58 186H56V188H53V190L52 191H57V190H54V189H58L57 188ZM73 187V186H72ZM72 187H71V189H70V192H71V190H72ZM85 187V186H84ZM83 187V188H84ZM103 187V186H102ZM101 187V188H102ZM121 187V186H120ZM129 187V186H128ZM148 186L146 185V189H143L144 190V192H145V190H148V191H150L149 189L150 188H147ZM178 187V186H177ZM222 187V186H221ZM221 187H220V189H221ZM227 187V186H226ZM239 187V186H238ZM249 187V186H248ZM247 187V188H248ZM256 187V186H255ZM12 188V187H11ZM22 188V187H21ZM42 188V187H41ZM40 188V189H41ZM64 188V187H63ZM75 188V190H76V188H77V186L76 187H74ZM74 188H73V190L72 191H74V193L76 192L75 190H74ZM82 188V189H83ZM88 188V187H87ZM100 188V189H101ZM103 188H105V187H103ZM130 188V187H129ZM127 189L126 188V190L128 191V190H130V189ZM184 188V187H183ZM190 188V187H189ZM191 188H192V186H191ZM215 188V187H214ZM229 188V187H228ZM237 188V187H236ZM242 188H243V186H242ZM252 188V187H251ZM6 189V188H5ZM18 189V188H17ZM17 189L15 188L14 190H16V194L19 192V194L21 193V191H22V193H21V195L23 196L25 193L27 194V192L29 193L30 191L29 190H23L24 188H22V189H20L21 191H17ZM79 189L81 190V187L79 186ZM90 189H92L91 188V186H90ZM105 189H109V188H105ZM104 189V190H105ZM110 189H112V186H111V188ZM119 189V188H118ZM117 189V190H118ZM121 189H122V187H121ZM124 189V188H123ZM123 189H122V191H123ZM139 189H141V188H139ZM141 189V190H142ZM161 189V190H162ZM171 189H174V188H169V189H167V191H168V194H169V190H171ZM177 189V188H176ZM176 189H174V190H176ZM179 189H181L180 187H179ZM178 189V190H179ZM201 189V188H200ZM217 189V188H216ZM13 190V188H12V191L13 192H15ZM19 190V189H18ZM50 190V189H49ZM79 190V191H80ZM93 190V189H92ZM92 190H91V192H92ZM113 190V189H112ZM111 190V191H112ZM136 190H138V189H135V191ZM154 190V189H153ZM174 190H171L172 191V194H173V192H174ZM185 190V189H184ZM191 190V189H190ZM193 190V189H192ZM191 190V191H192ZM233 190V189H232ZM244 190V189H243ZM249 190V189H248ZM251 190V189H250ZM249 190V191H250ZM258 190H260V188L258 189ZM11 191V190H10ZM10 191L7 193L8 195H6V198L7 197H9V193H10ZM38 191V190H37ZM51 191V192H52ZM65 191V190H64ZM64 191H62V192H64ZM66 191H67V188H66ZM84 191H86L85 189L83 190V192ZM89 191V190H88ZM94 191V190H93ZM99 191H101V190H99ZM99 191H97V192H99ZM105 191H108V190H105ZM104 191V192H105ZM119 191H121L120 189H119ZM125 191V190H124ZM133 191V190H132ZM139 191V190H138ZM156 191V190H155ZM158 192H159V190H157ZM166 191V192H167ZM170 191V192H171ZM182 191V190H181ZM190 191V192H191ZM261 191V190H260ZM263 191H264V188H263ZM263 191H261V192H259V193H262ZM3 192H5V190H3ZM25 192V193H24ZM68 192H69V190H68ZM68 192H66V193H68ZM87 192V191H86ZM85 192V193H86ZM90 192V191H89ZM95 192V191H94ZM109 192H110V190H109ZM128 192H131V191H128ZM127 192V193H128ZM137 192V191H136ZM135 192V193H136ZM176 192H177V190H176ZM176 192H174L175 194H173L174 196H177L176 194L178 193V194H180V196H181V192L179 193V191L176 193ZM206 192V191H205ZM245 192H247V191H245ZM257 192V191H256ZM35 193V192H34ZM33 193V194H34ZM41 193V192H40ZM43 193V192H42ZM54 193V192H53ZM57 193H58V191H57ZM56 193V194H57ZM85 193H83V195L85 194ZM96 193V192H95ZM95 193H90L91 195V197L93 196V195H97V194H95ZM100 193V192H99ZM106 193H108V192H106ZM120 193V192H119ZM138 193V192H137ZM150 193V192H149ZM155 193V192H154ZM159 193H161V195H162V192H159ZM159 193H155L156 195H154L155 197V199H156V196L157 195H159L160 197H161V195L159 194ZM165 193V192H164ZM163 193V195H165ZM195 193V192H194ZM197 193V192H196ZM208 193V192H207ZM233 193H235V192H233ZM253 193H255V190H254V192ZM25 194V195H26ZM44 194V193H43ZM46 194V193H45ZM59 194V193H58ZM57 194V195H58ZM62 194H64V193H62ZM72 194H73V192H72ZM82 194V193H81ZM80 194V195H81ZM101 194H103V190L101 191ZM109 194V196H110V193H108ZM113 195H115L114 193H112ZM111 194V195H112ZM118 194V193H117ZM123 195L125 194V193H122ZM153 194V193H152ZM209 194V193H208ZM207 194V195H208ZM248 194V193H247ZM13 195V197H12V199L13 198H15L14 197V195L15 194H11V196ZM18 195V194H17ZM16 195V196H17ZM35 195V194H34ZM48 195V194H47ZM56 195V196H57ZM60 195V194H59ZM66 195V194H65ZM68 195V194H67ZM85 195H87V197H89L88 196V194L86 193ZM99 195L100 194H98V197H99ZM130 195H132V192L130 193ZM162 195V197H166V196H163ZM172 195V196H173ZM191 195V194H190ZM195 196L197 195V194H194ZM211 195V194H210ZM210 195H208L209 197H210ZM213 196L215 195V194H212ZM253 195V194H252ZM255 195H257V194H255ZM0 196H2V194L0 195ZM40 196V195H39ZM38 196V197H39ZM63 196V195H62ZM72 196V195H71ZM107 196V195H106ZM167 196H169V195H167ZM171 195H170V198L172 197ZM179 196V197H180ZM188 196V195H187ZM195 196H193V197H195ZM200 196H203L204 197V195H200ZM212 196V197H213ZM215 196H217V195H215ZM220 196H222V195H220ZM4 197V196H3ZM3 197H0V198H3ZM32 197V196H31ZM37 197V198H38ZM55 197V196H54ZM53 197V198H54ZM86 197V196H85ZM94 197V196H93ZM92 197V198H93ZM96 197V196H95ZM94 197V198H95ZM108 197V196H107ZM114 197V196H113ZM196 197H198V195L196 196ZM230 197V196H229ZM261 197V196H260ZM28 198H30V197H28L27 196V199H26V208L24 207V209L23 210H27L28 209V207L27 206H30V205H32L33 206V204H35V203H32V204H29L28 202L30 201ZM33 198V197H32ZM79 198V197H78ZM142 198V197H141ZM140 198V199H141ZM146 198V197H145ZM145 198H143V200L145 199ZM159 198V197H158ZM167 198V197H166ZM165 198V200H167V202H168V199H166ZM169 198V199H170ZM173 198H176V197H173ZM171 199V200H174V199ZM184 198V200H185V196H183L182 197V199ZM202 198V197H201ZM204 198H206V196L204 197ZM9 199V198H8ZM8 199L6 200V201H8ZM21 199V198H20ZM31 199V198H30ZM42 199V198H41ZM48 198H46V200H47ZM51 199V198H50ZM50 199H48V200H50ZM87 199V198H86ZM90 199V198H89ZM135 199V198H134ZM137 199H138V197H137ZM151 200H152V197L150 198ZM163 200H164V198H162ZM177 199V198H176ZM175 199V200H176ZM179 199V202H180V198H178ZM177 199V200H178ZM194 199V198H193ZM197 199H199V198H197ZM196 199V200H197ZM207 199V198H206ZM209 199V198H208ZM224 199V198H223ZM243 199V198H242ZM29 200V201H28ZM45 200V201H46ZM91 200H93V199H91ZM98 199L96 198V200L95 201H97ZM147 200H149V199H147ZM175 200H174V202H175ZM192 200V199H191ZM205 200V199H204ZM213 200H214V198H213ZM213 200H212V202H213ZM219 200H221V199H219ZM225 200V199H224ZM24 202H25V200H23ZM31 201H32V199H31ZM41 201V200H40ZM54 201V200H53ZM84 201V200H83ZM95 201H84L83 203H81L82 204V206H75V207H77V209L75 208L74 210L72 209L71 210V208H70V205L68 206V204L66 203L67 202V200L65 199V197H64V199L63 200H57L55 203H51V200H50V202L48 203V204H50V205H48L47 204V202H46V204H47V206L48 207H46L45 206V204L43 205V203H45V202H43V203H40V204H42V206H40V208L38 207V205H37V208H35V206L36 205H34V207H30V209L32 210V212L30 213V215H33V216H30V218H28V219H26V220H24L23 221V217H26L25 216V214H26V210L25 211H22L21 213L22 214H24L23 215V217H22V220L21 221H19V222H16V223H14V221L12 220V218H13V216L11 217L8 213H10V212H14V208H12L11 209V207H9L11 210L9 211L8 209H7V207H6V210L4 209L5 208V205L2 203V205H4V206H2V209L4 210V211H2V209L0 210V211H2L1 213H5V214H2V215H0V262H4V261H9L8 259H10V260H12V261H10L9 263L6 261V264H14V263H17V262H19L20 261V259H21V257H20V259L19 258H17V259H19V260H17V262H15V260H14V256H16V255H22L23 254V256H24V258H25V262L26 261H28L29 262V257H26L27 255H25L24 254V252L27 254V253H30L31 251H33L34 252V250H33V247H34V245H33V242L34 241H36V240H34V237L36 238V236H37V238L36 239H43L41 242H39V244L38 245H35V246H37V248H35V250L36 249H38V248H40V249H42V251H43V249H45L44 247H46V245L48 244V247H49V245H51V244H49V243H47V241H46V238H53L54 239V241L56 240V242L57 241H59V242H64L66 239H68V237L67 236H65V235H63L64 233H68L69 234V236H70V233L71 232H79L80 234H83V237H86V236H89L90 234H95V235H98V236H105L106 238L108 237V238H113L114 236H118V235H116V234H122V235H125L126 236V238H127V236H130V233L131 234H135L134 232L136 231V230H138V227H141V226H143L144 224H146V223H150V222H153L154 220L155 221H157V219H159V220H161V221H164V220H166L167 219V217H168V215H171V214H173V213H175L174 212V208H172V207H169V205H168V208H165V207H167V205L165 206L164 204L165 203H163V204H161L160 203V206L161 207H157L156 208V205L157 204H159V202L160 201H157L156 202V205H155V203H153L154 202V200H152V204H154L155 205V209H153L152 211V213H151V211H149V210H151L152 208L150 207V209L149 210H146V208L144 209V207H147V209H148V207H149V205H147V203H144L143 205H147V206H143L142 204H140L139 203V205L140 206H142V207H139L138 205H134L133 203L135 202H133V201H131V200H129L130 202H133L132 204L134 205V206H137V207H133V205L132 204H130L131 206L128 208V206L126 207V209L128 208L129 210H128V212H123L122 211V213L121 214H116V213H114V212H112V211H114V210H112L111 209V206H109V208H108V210H110L111 212H112V214H111V212H108V211H106L105 210V207L103 206V203L102 204H100V203H98L99 201H97V204H96V202ZM142 201V200H141ZM150 201V200H149ZM189 201H190V199H189ZM194 201V200H193ZM198 201V200H197ZM196 201V202H197ZM206 201V200H205ZM210 201V200H209ZM217 201H218V199H217ZM255 201V200H254ZM264 200H262L261 201V203L263 202ZM0 202H2V200H0ZM38 202V201H37ZM36 202V203H37ZM58 202V203H57ZM60 202V203H59ZM140 202V201H139ZM172 203H170V205L171 204H173L174 202L173 201H171ZM179 202H177L179 205H180V203ZM195 202V203H196ZM207 202V201H206ZM14 203V202H13ZM21 202H19V205H22V204H20ZM23 203V202H22ZM71 203V202H70ZM125 203V202H124ZM135 203H137V201L135 202ZM181 203H182V201H181ZM189 204L191 203V202H188ZM194 203V202H193ZM198 203V202H197ZM203 203V202H202ZM205 203V202H204ZM210 203V202H209ZM215 203H216V200H215ZM218 203V202H217ZM222 203V202H221ZM257 203V202H256ZM12 204V203H11ZM16 204H17V202H16ZM16 204L15 205H12L13 207L15 206V210L17 209V208H19L18 206H17V208H16ZM25 204V203H24ZM29 204V205H28ZM39 204V205H40ZM64 204V205H63ZM72 204V203H71ZM167 204V203H166ZM169 204V203H168ZM175 204V203H174ZM183 204V203H182ZM182 204H181V209H182ZM185 204H186V201H185ZM260 204V203H259ZM263 204V206H264V202L262 203ZM18 205V204H17ZM105 205H107V204H105ZM122 205H124V204H122ZM126 205H127V203H126ZM129 205V204H128ZM190 205H192V204H190ZM221 205V204H220ZM227 205V204H226ZM1 206V205H0ZM11 206V205H10ZM72 206V208H73V204L71 205ZM116 206V205H115ZM114 205H113V207H115ZM153 206V205H152ZM185 206V205H184ZM197 206V205H196ZM225 206V205H224ZM4 207V208H3ZM22 207V206H21ZM21 207L19 208V209H21ZM107 207H108V205H107ZM117 207V206H116ZM115 207V208H116ZM154 207V206H153ZM174 207H175V205H174ZM186 207V206H185ZM122 208V207H121ZM176 208H177V205H176ZM175 208V209H176ZM184 208V207H183ZM189 209L191 208L190 206L188 207ZM187 208V209H188ZM201 208V207H200ZM206 208V207H205ZM219 208V207H218ZM225 208V207H224ZM247 208V207H246ZM250 208V207H249ZM254 208V207H253ZM257 208V207H256ZM263 208V207H262ZM262 208H261V210H262ZM186 209V208H185ZM204 209V208H203ZM211 209V208H210ZM233 209H235V206H234V208ZM244 209V208H243ZM258 209H259V207H258ZM18 210V209H17ZM22 210V209H21ZM29 210V209H28ZM122 210H124L123 208H122ZM177 210V209H176ZM175 210V211H176ZM197 210V209H196ZM229 210H232L231 208L229 209ZM240 210V209H239ZM252 210V209H251ZM261 210H259L260 212H261ZM20 211V210H19ZM117 211H118V209H117ZM117 211H115V212H117ZM119 211H121V210H119ZM127 211V210H126ZM145 211H148V212H145ZM180 211V210H179ZM207 211V210H206ZM213 211V210H212ZM234 211V210H233ZM256 211V210H255ZM264 211V210H263ZM25 212V213H24ZM177 212H178V210H177ZM218 212V211H217ZM242 212V211H241ZM240 212V213H241ZM248 212H250V211H248ZM16 213H17V211H16ZM180 213H182L181 211H180ZM187 213V212H186ZM189 213V212H188ZM187 213V214H188ZM196 213V212H195ZM205 213V212H204ZM234 213H235V211H234ZM245 213V211L244 212H242V214H244ZM251 213V212H250ZM254 213V212H253ZM262 213V212H261ZM261 213H259V214H261ZM11 214V213H10ZM22 214H20V212H19V214L17 213V216L18 215H21L22 216ZM177 214V213H176ZM233 214V213H232ZM242 214H241V217H242ZM3 215L4 216H6V218L5 217H3ZM13 215H14V213H13ZM27 216H28V213L26 214ZM197 215H199V214H197ZM209 215V214H208ZM207 215V216H208ZM216 215H219V214H216ZM235 215V214H234ZM240 215V214H239ZM246 216H247V214H245ZM250 215V214H249ZM262 215V214H261ZM263 215H264V213H263ZM14 216H16V214L14 215ZM200 216H202V215H200ZM204 216V215H203ZM206 216V217H207ZM257 216V215H256ZM29 217V216H28ZM32 217V218H31ZM172 217H173V215H172ZM188 217H189V215H188ZM187 217V218H188ZM210 217V216H209ZM222 217V216H221ZM236 217V216H235ZM243 217H245V216H243ZM15 218V217H14ZM13 218V219H14ZM19 218V217H18ZM17 218V219H18ZM214 218V217H213ZM212 218V219H213ZM216 218V217H215ZM224 218V217H223ZM231 218V217H230ZM249 218H251V217H249ZM257 218V217H256ZM20 219H21V217H20ZM25 219V218H24ZM180 219V218H179ZM182 219V218H181ZM194 219V218H193ZM226 219V218H225ZM225 219H223V220H225ZM237 219H239V218H237ZM5 220H7V222L6 223H4V221ZM12 220V221H11ZM178 220V219H177ZM196 220V219H195ZM247 219H245L244 221H246ZM258 220V219H257ZM256 220V221H257ZM154 221V222H155ZM214 221V220H213ZM255 221V222H256ZM165 222V221H164ZM228 222V221H227ZM243 224H242V223ZM247 222H250V221H247ZM161 223V222H160ZM178 223V222H177ZM195 223V222H194ZM263 223V222H262ZM154 224V223H153ZM166 224H168L167 223V221H166ZM230 223H228V225H229ZM232 224V223H231ZM231 224H230V226L229 227H227V226H223V229H220V230H215L216 232H213V233H208V231H207V234H203L204 232H202V235L200 234V235H198V234H195L194 236H192V237H188L186 240H184L183 239V241H181V240H179V241H181V242H179L178 240V243L175 245H171L170 243H168L169 245H171V246H169L168 244H165V246L166 245H168L169 247H167V248H162V249H157L159 252H157V251H154V254L151 256V257H147V258H145V260H146V263L145 264H185V262H188V261H190V262H193V263H195L196 262V264H264V227H263V229L261 230L260 228H259V226H258V228L260 229H256L255 227H250L251 229H248L249 227L247 226V224L246 223H244L242 220L240 221V224H238V222L236 223L237 225H238V227H239V225L241 226V228L239 229L237 226L236 227H233V226H231ZM235 224V225H236ZM260 224H261V222H260ZM170 225V224H169ZM169 225H166V226H168V228L170 227ZM208 225V224H207ZM234 225V224H233ZM248 225H249V223H248ZM252 225H254V224H252ZM255 225H257V223L255 224ZM163 226V225H162ZM181 226H182V224H181ZM262 226V225H261ZM148 227V226H147ZM153 227V226H152ZM158 227V226H157ZM145 228V227H144ZM167 228V227H166ZM165 228V229H166ZM171 228V227H170ZM198 228H200V226L198 227ZM220 228V227H219ZM140 229V228H139ZM164 230V229H163ZM170 230V229H169ZM208 230V229H207ZM143 231V233L145 232V229H143L142 230ZM141 231V232H142ZM70 232V233H69ZM74 232V233H75ZM133 232V233H132ZM141 232H140V230H138V232L136 231V233L137 234H140L141 235ZM149 232V231H148ZM168 232V231H167ZM166 232V233H167ZM177 232V231H176ZM195 232V231H194ZM199 232V231H198ZM201 232V231H200ZM210 232H212V231H210ZM74 233H72L73 235H74ZM169 233V232H168ZM185 233H186V231H185ZM75 235H77V233L75 234ZM136 235V234H135ZM179 235V234H178ZM91 236V235H90ZM89 236V237H90ZM94 236V235H93ZM121 236V235H120ZM125 236H123L124 238H125ZM132 236V235H131ZM139 236V235H138ZM164 236V235H163ZM24 237H33V240L34 241H32V242H30L29 241V243H24L23 245H21V246H19V244H16V245H14L15 244V242H13V241H15V240H18V239H23ZM79 237V236H78ZM95 237V236H94ZM177 237V236H176ZM181 237V236H180ZM75 239V238H74ZM77 239V238H76ZM128 239V238H127ZM148 239V238H147ZM159 239H161V238H159ZM165 239H166V237H165ZM170 239V238H169ZM49 240V239H48ZM124 240V239H123ZM123 240H121L122 242H124ZM19 241V240H18ZM50 241V240H49ZM81 241H84V239L83 240H81ZM88 241V240H87ZM90 241V240H89ZM97 241V240H96ZM106 241V240H105ZM111 241H113V240H111ZM118 241V240H117ZM135 241V240H134ZM152 241V240H151ZM163 241V240H162ZM166 241V240H165ZM52 242V241H51ZM50 242V243H51ZM67 242V241H66ZM91 242V241H90ZM116 242V241H115ZM119 242V241H118ZM149 242V241H148ZM160 242V241H159ZM164 242V241H163ZM162 242V243H163ZM35 243V242H34ZM47 243V244H46ZM55 243V242H54ZM71 243V242H70ZM82 243V242H81ZM96 243V242H95ZM99 243V242H98ZM113 243V246H114V242H112ZM139 243V242H138ZM153 243H155V241L153 242ZM161 243V242H160ZM173 243V242H172ZM36 244V243H35ZM67 244H69V242L67 243ZM97 244V243H96ZM118 244H121V242L120 243H117V245ZM133 244V243H132ZM157 244V243H156ZM155 244V245H156ZM71 245H73V244H70V246ZM79 245V244H78ZM88 245V244H87ZM111 245V244H110ZM124 245V244H123ZM128 245V244H127ZM140 245V244H139ZM151 245H152V243H151ZM69 246V245H68ZM67 246V247H68ZM80 246H81V244H80ZM79 246V247H80ZM91 246V245H90ZM92 246H93V244H92ZM95 246H97V245H95ZM95 246H94V248H95ZM103 246V245H102ZM112 246V245H111ZM158 246H159V244H158ZM157 246V247H158ZM54 247V246H53ZM76 247V246H75ZM78 247V248H79ZM82 247V246H81ZM122 247H124V246H122ZM128 247V246H127ZM136 247V246H135ZM155 247V246H154ZM51 247H49V249H50ZM85 248V247H84ZM116 248V247H115ZM130 248V247H129ZM88 249H89V246H88ZM87 249V250H88ZM131 249V248H130ZM72 250H74L73 248H72ZM72 250H71V252H72ZM84 250V249H83ZM104 250V249H103ZM114 250V249H113ZM133 250V249H132ZM81 251V250H80ZM80 251H79V253H80ZM94 251V250H93ZM112 251V250H111ZM115 251H116V249H115ZM124 251H125V249H124ZM128 251V250H127ZM140 251H141V249H140ZM143 251V250H142ZM141 251V252H142ZM36 252V251H35ZM41 251H39V253H40ZM77 252V251H76ZM122 252V251H121ZM153 252V251H152ZM43 253V252H42ZM51 253V252H50ZM89 253V252H88ZM87 253V254H88ZM90 253H91V251H90ZM107 253H109V252H107ZM112 253H114V251L112 252ZM126 253V252H125ZM151 253V252H150ZM150 253H149V255H150ZM44 254V253H43ZM47 254V253H46ZM60 254V253H59ZM70 254H72V253H70ZM76 254V253H75ZM78 254V253H77ZM95 254H96V252H95ZM116 254V253H115ZM119 254V253H118ZM124 254V253H123ZM127 254V253H126ZM34 255H35V253H34ZM48 255V254H47ZM80 255V254H79ZM128 255V254H127ZM126 255V256H127ZM80 256H82V255H80ZM104 256V255H103ZM140 256V255H139ZM33 257V256H32ZM36 257H38V256H35V259H36ZM54 257V256H53ZM62 257V256H61ZM76 257V256H75ZM130 256H128V258H129ZM138 257V256H137ZM11 258H13V259H11ZM31 258V257H30ZM55 258V257H54ZM84 258H86V257H84ZM97 258V257H96ZM108 258V257H107ZM115 258V257H114ZM122 258V257H121ZM132 258V257H131ZM51 259H53V258H51ZM57 259V258H56ZM82 259V258H81ZM103 259H104V257H103ZM110 259H112V257L110 258ZM130 259V258H129ZM37 260V259H36ZM69 260V259H68ZM106 260V259H105ZM105 260H104V262H105ZM21 261H24V260H22L21 259ZM32 261H35V260H32ZM46 261V260H45ZM53 261H55V260H53ZM60 261V260H59ZM63 261V260H62ZM71 261V260H70ZM69 261V262H70ZM82 261V260H81ZM84 261H86V260H84ZM107 261H108V259H107ZM124 261V260H123ZM37 262L38 261H36V264H37ZM68 262V261H67ZM68 262V263H69ZM75 262V261H74ZM95 262V261H94ZM102 262V261H101ZM145 262V261H144ZM34 263V262H33ZM45 263H48V261L47 262H45ZM57 264H58V261L56 262ZM80 263V262H79ZM84 263V262H83ZM87 263V262H86ZM19 264H27V263H19ZM43 264V263H42ZM71 264V263H70ZM88 264H90V263H88ZM108 264V263H107Z\"/></svg>",
    "mask_w": 264,
    "mask_h": 264
}]
</instances>
